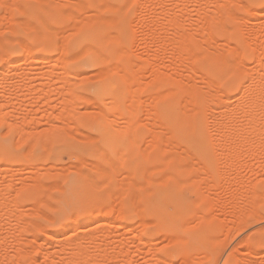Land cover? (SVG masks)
<instances>
[{
    "label": "rangeland",
    "instance_id": "obj_1",
    "mask_svg": "<svg viewBox=\"0 0 264 264\" xmlns=\"http://www.w3.org/2000/svg\"><path fill=\"white\" fill-rule=\"evenodd\" d=\"M61 1H64L65 3L61 2ZM67 1H69L71 3H72V1H77V3H78L80 0H71V1L70 0H7V1L6 0L5 1L0 0V39H1L0 42H1V45H4V51H2L3 47L2 46H1L2 48L0 47V73H2L1 74L2 76H0V264H46V263H48V264H58V263L61 264V262H63L64 264H69V263L70 264H80V262L82 261L81 258H83L84 261L86 259L85 262L82 261V264H89L91 261H93V262L95 261L94 264H96V263L97 264H182L181 259L183 256H184V258H186V260H189V262L191 264H214V263L215 264H218V263L219 264L220 263L221 264H251V262L253 264H264V197H263L264 194H262V192L264 193V161H263L264 160V132H263L264 128H262V127H264V118L261 119L260 115L257 114V113H262V116H263V114H264V111H263L264 108L263 107L264 106L262 105L263 106L262 107V106L258 105V106H260V108L255 107V111H258L257 113L256 112L255 113L257 115H259L258 119L260 118L258 120V121H260L259 124L261 122H263V124L262 123H261V125L257 124L258 127H257V125L254 126V128L257 127L256 129L258 131L255 130L257 133L255 131H253L256 133V135H255V133H253L254 135L251 134L249 136L253 140L249 139L250 140L248 142L249 145H247L246 140L248 138L247 137L248 135L246 133H244V134H246L245 136L247 138L246 137L244 138L243 133L238 134V133H234L233 130L231 131V128L232 129L234 128V130H237V128L235 129V126L238 127L240 130L242 128L241 126L245 125L246 120L238 119L236 117V115H233L234 114L233 111H235V113H236V109H237L236 107L239 106L238 103H240L243 100L242 98L244 96H242L243 94H240V93H242L241 90H238L234 85L231 86L230 88H227L224 85L226 82L225 79L230 77V75L232 74L230 72H234L235 70H238V72H240L242 77L244 78L243 81L248 82V80L250 79V78L248 79V77H250V75L253 76L255 74V72L260 70V69L259 70H257V69L260 66H261L260 68H262L264 65V62H262L264 60L260 59V54H259L260 52L264 53V50H263L264 48H262L264 46V43H263V41H264L263 40L264 39V30H263L264 29V23H263L264 22V20H263L264 19V0H221V2H220V0H210V1L205 0V1H203L204 2V10H205V8H207L206 10L209 11V14L211 12L210 10H213L212 12H215V14H213V15L212 14L209 15V14H207L208 12L207 13L205 12L206 10L205 11L202 10L203 5L201 6L202 2H200V1H199L200 4H198V5H200V7H202L201 9H199V7L197 8L198 5H195L196 1L193 2L194 3L193 4L192 0H190L191 2H189L187 4L189 7L188 9H187V5H185L188 14H190V16H192V17H190L188 15L190 17V19H192V21H194L196 18L198 19L199 14L203 11L205 12V13L203 12V14H205L206 19H207V17L209 18L212 16L211 19L209 18V20H207L209 22V24L205 22L207 24V28L208 27L210 28V29L205 28V30L207 29L208 32L211 31L212 34H211V32H209V33L207 32L208 34L204 32V34H203V36L205 34L209 35V38L211 39V41H209L210 39L207 38V35L205 38V39H208L207 43L209 46H211L213 43L216 44L215 43L216 41H218V42L221 41V43L223 44V42L227 40L226 42L229 45L225 42H224V44L225 45L227 44L228 47L230 46V48H231V49H227L226 50L227 52L223 51V53H222V51L221 52H219V51L224 46V44H223V46H221L219 44L220 42L219 43L217 42L219 45H217V44L216 45L220 46L221 48H219V47L215 48L214 44L211 46L215 49V52L219 48L218 54H220V53L222 55L225 54V56L223 55V58H225V59H222L221 54H220V58L223 60V63L221 61L220 62H221L222 67L224 66L223 64L225 62V68L227 70L226 71L227 75L223 76V75H220L217 71H213L214 69L212 70V67H211V61H212L211 57L216 55L217 53H214V49H212V51H211L210 50L211 47H209V48L204 47L203 48L202 45H204L205 43L201 44L202 48L200 47V44H199L204 40V37H201V34L203 33L202 30L205 27L204 25H206V24H204V21H206V19L202 15L204 20H203V18H200V19L203 21L204 25L201 23L202 21H200V23L204 27H202V25H200V27H199V25H198L199 28L197 30H199L202 27L201 28L202 30L199 31L201 33H199V32L195 33L193 35V38H192V44L195 43L193 53L195 52L194 53L195 55H197L198 53H201V56L200 57L198 56V58H201V57L202 58L196 59L197 56H195V60L192 58L191 59L192 63L189 62V64L190 65L192 64L191 66L194 67V69H197V70H195L197 72H195L194 74L193 73L190 74V71L187 70V73L190 74V78H192V79H193L192 75H194V77H197L195 75L204 74L203 76H205V77H203V76L201 77L199 75L198 76L199 78H197L198 81L201 78H203V79L207 78L206 82H203V80H202V82L204 84H207V81L208 82H211V81L214 82L217 80L218 83L216 82L217 84L215 87H217V85H218V89L216 88L218 91L215 89L217 92H215V91L214 92L217 95L219 93L222 94L221 92H224L223 95H220L221 97L218 95L217 96L218 98L223 97L222 99H224V97L226 95L227 96L225 97V99H229L228 97H231L229 99V101L231 100L229 103L233 106L230 107V109L231 108L232 109L230 110V112L228 111V114L233 113L232 114L233 116L230 115L231 117H229V115L227 114L228 117H226V116H224V114H220L224 111V110L222 111L221 109H224V108H223L222 104H221V106H218L220 103L218 98H215V99L213 98V100L218 99V101H219V102L217 101L218 103L217 102L215 103V101L212 102V98L207 99L208 96H202L201 101H200V99H193V105L192 104L191 105L194 107L195 110H193V112L191 113V112H189L190 109H188V112L191 114V116H192V114L194 117L200 116L201 119L203 120V125L206 127V129L208 131V134H205V135H189V136H187V138H189L187 142H189V144H191L193 146V148L191 145L189 147H185L186 145L188 146V144L186 142H183V139L186 138L184 135H177V137L175 136L174 138L171 139L170 137L167 138L168 136H170L168 131H165L164 133L162 131H159V132L155 131V128H157V126H159V128H161L162 125H163V128H162L163 130H165V129L167 130V128L170 129L169 124L165 123L163 120H161V122L163 124H161L158 121L159 116H161V113H160L161 105L164 102H167L169 96L173 95V94L169 93V91H170L169 86L170 85L165 83V82H167V79H169L171 82L174 81V79H175L178 87H180L179 86L180 84H185L184 80H185V82L189 81V80H186V78L185 79L183 78L184 80L180 79L183 77L184 73L186 74V69L184 70L185 66L183 65L184 66V68H183L182 65H179L181 63H179V64L176 63L177 59H175L176 62L174 61V59H172V57H174V55L176 57V53L175 54L169 53L171 50L170 49L171 47L169 48V46H171V44L169 42H166L167 39H165L166 38L165 35L168 34V36H169V32H170V30L167 29V26L165 24L166 19H168L169 17L168 18H166V17L180 13L179 8L177 9V7L173 6L175 2L173 3V1H172L173 4L171 3L172 4L171 7L169 9L164 10L165 11L164 13L166 14V16H165V14H163L161 10L160 11L162 14L161 13L159 14V12L157 11L156 7H157L158 3L156 0H142V1L141 0H121V3H122L121 5L124 9V10L121 9V10H123L122 12L119 10L121 13H119L118 9H116V8H113L111 6H106L105 2L107 4L110 2L109 4H111L112 0H109V1L104 0V2L102 0H83L84 2H86V5L84 4V6L82 5V8L80 7V9H82V10H79V7H78L79 5H81V3L77 4L74 2L76 4V6H75V4L73 5V3L71 4L72 5L71 6L70 3ZM122 1H124V2H122ZM176 1H179V0H176ZM228 1H230V2L228 3ZM84 2H82V3H84ZM101 2H103V5ZM215 2L218 4L216 5ZM225 2H227L228 5ZM179 3L181 5L180 1H179ZM179 3H177V4H179ZM97 4L99 6L105 5L106 7L103 8L101 6L102 8H100L99 6H97ZM152 4H153V6H152ZM177 4L175 6L180 7V5H177ZM4 6H5V8H4ZM43 6H45L46 8ZM227 7L230 9V12L227 9ZM43 8H45V9H43ZM96 8H98V9H96ZM212 8H214V9H212ZM248 8H250V9H248ZM69 9H70V11H72L73 13H75L77 15L76 16L74 14V18H72L74 21L76 20V22H78V20H77L78 18L76 19L75 17H80V15H81V17L84 16L82 18V20L84 18H86V20H87L88 16L86 17L85 15H88L89 14L88 11H90V10H91L90 13L92 16H93L92 11L93 12L96 11V14L95 13L94 14L98 17V13H99V16H102L101 19L103 17L106 18V16L109 17L111 15H112V17L113 16L114 17L119 16V18H118V21L115 23L114 22L108 23V22H105L103 20L105 18H103L102 19L103 21H102L101 19L98 20V18L96 19L93 17V20H92L91 17L89 16L91 21H89V20H87V21L83 20L82 21L81 20L82 21V22H80L81 24L78 23V25L77 24L75 25V29H76V26H77V29L74 31V29L71 30V27H70V29H67V26L69 27V25L72 24L71 26L73 27L75 24V22L73 24L72 19L70 18V17H73V16H70V15H73V13L70 14V11H68ZM159 9L160 8L158 5V10ZM181 9H183V8H181ZM65 10H66V12L68 11L70 15L67 13L66 15L64 14V16H63L62 13H65ZM97 10H98V13H97ZM166 10L169 12H166ZM200 10H202V11H200ZM253 10H254V12H253ZM256 10H257V13H255ZM260 10L262 11V14L260 13L261 12ZM155 11L157 13H155ZM217 11H218V13H217ZM114 12H117V13H114ZM231 13H234V15H231ZM169 14H171V15H169ZM228 14L231 16L228 17ZM255 14H257V15H255ZM67 15H69V16H67ZM158 15L160 16L159 18H158ZM163 15L165 18H162ZM206 15H208V16H206ZM217 15H221L223 17V19L221 17L220 18L222 20L219 19V21L214 19L213 16L214 17L216 16L217 19L219 18V17H217ZM258 15L259 16L261 15V17L259 18ZM193 16H194V20H193ZM195 16H196V18H195ZM40 17L43 18L47 22L48 27H44L43 24H45L46 22L45 23L42 22L43 19L41 20ZM252 18H253V20H252ZM255 18H257V19H255ZM197 19L194 22H197ZM119 20H120V22H119ZM232 20H234V21H232ZM258 20L260 23H257ZM24 21H25V24H27L26 26H28V24L30 23L29 27H27V28L25 27L26 29H24V25H25V24L23 25ZM26 21L28 23H26ZM213 21H215V22H213ZM220 21H222L226 25V27L224 28L225 30L222 29V31H221V27L223 28L224 26H222L223 23L220 24L221 23ZM240 22L243 26L240 25ZM21 23H22V26H21ZM198 23H199V21H198ZM256 23L259 25H257ZM261 23H263V24H261ZM47 24H46V26H47ZM101 25L105 29L106 32L108 31L107 34L110 33L111 35H115V34L119 35L116 37L117 41H115V43H116L115 48H116L117 52H119L120 50L122 51V49H123L122 52L124 53L127 51V53L123 54L122 52L121 53L119 52L118 53L119 55H117V52H116L111 57H109V60H106L105 62H100L97 66L89 67L86 69H81L78 66V58L76 56L74 57V54H76L78 51H75V49H77L76 47L75 48H74V46L72 47V41L81 32H83L87 27L95 28V27H98ZM218 25L219 26L221 25V26L218 27ZM17 26H18V28H17ZM191 26L193 28L194 25H191ZM240 26H242V27H240ZM248 26H250V27H248ZM257 26H258V28H257ZM190 27L187 29H191ZM212 27H213V29H212ZM47 28L50 30H48ZM240 28H241V30L239 31ZM250 28H252V29H250ZM42 29H44V30H42ZM45 29H47V30H45ZM66 29L68 32L66 31ZM166 29L169 31V32L167 31L168 33H166V31H165ZM248 29L253 30L252 31L253 33L251 32L253 35H254V32H256V30H257L256 33H259V35L261 33L260 36L255 34V36L257 38H259L260 41L257 38H256L257 41H255V36H252V34L249 33ZM115 30H117V31H115ZM242 30L245 34L242 32ZM37 32H39V34H37ZM191 32H193V31H191ZM113 33H115V34H113ZM66 34H67V36H65ZM196 34L198 35V37L200 39L203 38V39H201L202 40L201 42H200V39L198 37H196L197 36ZM39 35H41V37H39ZM62 35H63V37H62ZM158 35H159V37H158ZM211 35L214 37V39L216 38L218 40L215 39V41H214L213 37H211ZM7 38H9V39L7 40ZM10 38H11V40H10ZM44 38L47 39L46 42L44 41ZM63 38H64V41H61V40H63ZM117 38H121V40H119ZM238 38H239V40H238ZM247 38L250 40H252V39L253 40L250 41V40H247ZM159 39L162 41L164 40V43L168 44L166 46V49L168 47V50L162 48V50H163V52H162L161 47H165V45ZM194 39L196 40L195 42H194ZM242 40H243V42H242ZM10 41H12V42H10ZM204 41L206 42V40H204ZM212 41H213V43H212ZM59 42L63 43L64 45L60 44ZM158 42L161 43L160 45H162V44L163 45L161 47H160V45L158 46ZM251 42H252V45H255V43H256L255 46L259 45V43H260L261 46L260 45L259 46H260V48H262V50L260 51V49H258L259 46H257L258 48L254 50V48H256V47L251 46L250 45ZM58 43L62 46H65V48L63 47L64 52L62 51V53H60L62 48L60 47L61 48L60 49L58 47V45H59ZM242 43H244V44H242ZM232 44H234L235 47L237 45L238 47H236V48H238V49L237 50L233 49L234 45H232ZM21 45L22 46L23 45L28 46V48L26 47L27 52L29 51L28 49H30V51H29L30 54L28 56H27L28 53L25 51L26 48H24V46L22 47ZM120 47H122V48L120 49ZM228 47L226 46V48H228ZM224 48L225 47H223V50H224ZM124 49H125V51H124ZM158 49H159V51H158ZM207 50H209V51H207ZM164 51H167L166 54H164ZM149 52H150V54H149ZM203 52H205V53L203 54ZM256 52L258 54H256ZM1 53L2 54L4 53L3 54L4 56ZM7 53L12 55V56L9 57V55ZM237 53H238V55H240V57L238 56V58L242 59V61H239V64H241V62H243L242 65H240V66H239V64L234 66L237 60L235 58H233V56ZM5 54H7L6 57H5ZM60 54L63 56H61ZM148 55H149V57H148ZM208 55H210V56H208ZM71 56H73L72 57L73 59L71 58ZM136 56H137V58H136ZM169 56L170 57L172 56V57L170 58ZM216 56H219V55H216ZM33 57H35V58H33ZM45 57H49L51 59V61H56L57 58L58 59L60 58L59 61L57 60L58 62L56 61L54 63H57V64L59 63V65L61 63H62V65L64 64L63 68L65 71H63L62 67H61L62 71H58L57 75H56V72L51 71L53 69H51V67H49V65L46 66L45 62L43 64L42 61H40L41 59L44 60ZM61 57H63L64 60L65 59H67V60L64 61V60H62ZM32 58L34 60L39 59V60H35L38 62V64L34 61L32 62V60H33ZM256 58L259 59L258 61L262 60L261 62H258L259 64L261 63L262 65H260L257 69L255 68L256 65H258ZM262 58H264V55ZM21 59H23V60H21ZM131 59H132V61H131ZM207 59L211 60V61H208ZM227 59H228V62L234 61V59H235V61H234L235 63L232 64V62H230V64H229L228 62H226ZM28 60H30L31 62ZM165 60H167V61H165ZM61 61H64V62H61ZM170 61L171 62L173 61L174 65L177 64L179 66L176 65L174 67V65L172 63H170ZM113 62H116L117 64H121L123 66L122 68H120V66H116V67H119L120 70L124 69V76L127 78L130 77L131 78L130 81H131V83H133V84H131L130 87L131 88L133 87V89H135L134 90L135 92L138 91V93H136V95H137L136 98H138L139 100L138 101L135 100L138 102L137 104H135V105H137V108H135V110H133L134 109L133 106H135V105L134 104H133V106H132V104L130 105L133 108L132 109L133 111L130 110L131 114H132V112H135V113H134V115H131L129 113L132 116L131 118H132L133 122H135L134 120H138V121L140 120L139 123L138 122L135 123L138 126H134V127L132 126L133 130H134L133 132H136V136H137V137H135L136 138L135 141L138 139L137 140L138 142H137V144L134 143V145H136V146L133 147L134 152H131V154H130V151H127V150L121 151V150L117 149L114 152H106V151L98 150L97 146H95L96 145L95 142L98 143L97 133H95V131L91 130V128H90L91 123L94 119V115H96V116L98 115L95 112L96 111L99 112L97 109V107H98V103L96 102L97 100L94 98L92 92L90 91V88H91L92 84L100 81L108 73L107 71H105L106 74L104 75V73L102 74L100 72H102V71L104 72L106 65L111 68L112 66H110V65ZM132 62H135V64L134 63L132 64ZM254 62H255V64H254ZM116 63H114V64L116 65ZM161 63H163V64H161ZM41 64H42V66H41ZM47 64H49V62ZM131 64L134 66L133 68H132ZM156 64H157V66H156ZM169 64H172V68H175L176 70H178L179 68L180 69L183 68V71L181 70L182 72H180L181 74L183 73L182 76H180L181 74L180 75L178 74L180 69L178 70V72L175 71V69H174V71L176 72V74H175L174 71L171 70L172 68H170L171 65H169ZM227 64H229L231 66H227ZM243 64L245 66L247 65V69H248L247 71H249V68H251V69L255 68L256 70L252 71L250 69L251 74L250 73L248 74V72L245 71V67L240 68L241 66H244ZM14 65L16 67H14ZM36 65H39L40 67L36 66ZM154 65H155V68H154ZM103 66H104V69L102 68L103 70L99 71V74H101L102 76H99L97 73L98 68L99 67L101 68ZM150 66H151V68H150ZM158 66L161 67L160 72L158 70V68H160V67H158ZM237 66H239V67H237ZM253 66H255V67H253ZM32 67H35L36 69L33 70ZM109 67L107 69H109ZM116 67H114V68L116 69ZM156 67H158V68H156ZM12 68H15V69L18 68V69L15 70ZM27 68H29V69H27ZM30 68H32V69H30ZM48 68L50 70H48ZM134 68H135L136 74L133 73ZM23 69H25V70H23ZM113 69H111L112 71L108 70L110 72L108 75H111L114 77H121V75H123V74L119 73V72H121L119 69H117L119 71L113 70ZM155 69H157L158 71H154ZM30 70H33V71L31 72ZM43 70L44 71L47 70L46 72H47V74L50 75V79L46 76L47 75L46 72H45L46 75H42ZM99 70H101V69H99ZM261 70L263 71V69H261ZM37 71H39V72H37ZM41 71H42V73H41ZM67 71L71 74L73 72L75 74L77 73L76 76H78V78L72 77V76H74V74L73 75L69 74L70 76L67 75L68 74ZM168 71L170 73H166ZM171 71H173V73ZM3 72H6L5 75H3L4 74ZM24 72L25 73L27 72L29 75L27 73L25 74ZM51 72L55 73V74H52ZM63 72L64 73L66 72V73L63 74ZM125 72H126V74H125ZM164 72H165V74H163ZM259 72L256 73V76L255 75L254 76L258 78L259 76H257V75L261 74V71H259ZM30 73H31V75H30ZM39 73L41 74V76H44V77H41L40 75H38ZM134 74L136 76H138L137 79H139V80H137V81L135 80L136 78H135ZM173 74H175V75H173ZM189 74H187L186 77H188ZM52 75H56L55 78H53ZM170 75L172 77L174 76V78H172ZM217 75H218V77H217ZM5 76H7V77H5ZM159 76L162 77V79L166 80V81L163 82V81H161V79L158 80ZM178 76L180 77L179 79H178ZM3 77H5L7 80L5 78L4 79L6 81L3 80ZM51 77L53 78V81H52ZM65 77H67L66 81L69 80L70 77L72 78L71 81H68V83L71 82L70 84H72V82H73V85H70V90L72 92L69 90L68 83L67 84L62 83V82H64ZM154 77H156L155 80H154ZM27 78H28V81H27ZM46 78H48V79H46ZM79 78H81V79H79ZM210 78H211V81H209ZM215 78H217V79H215ZM60 79H62V81ZM22 80H24L25 83H24V81L19 83V81H22ZM47 80H50L52 82L49 83V81H48V83H47ZM179 80H181L180 83H179ZM193 80H196V78H194ZM193 80H191V81H193ZM16 81H17V83H16ZM74 81H76V83ZM77 81H79L78 84H77ZM182 81H183V83H182ZM2 82L5 83V84L3 83V87H1ZM10 82H12L11 84H14V85H11ZM200 82H199V84H200ZM188 83L189 82H187V85H189ZM192 83L190 85H193V86L195 85V87L199 86L197 81L195 82V84L194 83L192 84ZM44 84L47 86L49 84H51V85L46 87V86H44ZM4 85H6V86L4 87ZM134 85H135V87H134ZM20 87H22V88H20ZM49 87L52 89V90H50L51 93H49V89H50ZM204 87H205V85H203V88ZM128 88H129V85L126 89H128ZM203 88H202V84H201V87H199V91H203L204 90ZM220 88H221V92L219 91ZM206 89L208 90L207 85H206L205 91H206ZM254 90H253V92L256 93L257 89L255 91ZM161 91H167L166 92L167 94L164 92H161ZM239 91H240V93H239ZM135 92L130 93V90L129 91L126 90V95H127V93H128V95H127V98H126L124 104H122L123 110L127 109L126 107H127L128 102L126 103V101H128V100L130 101V99H128V96L131 97V95H133ZM159 92H160V94L163 93L162 96L161 95L159 96V94H158ZM156 93L158 96V98H157L158 100L155 99L156 100L155 101L153 99L155 97L152 98V96H156L155 95ZM207 93H208L207 91H206V93L204 92V95ZM210 93H213V92L209 91V94ZM215 93H213V94H215ZM224 94H225V96H224ZM173 96H174L175 102L177 104H179L180 107H181V105L182 106L185 105V108L187 109L186 106L190 105L189 102H187L189 105L186 104V99L188 101L191 98L185 99V93L184 92H178L176 95H173ZM50 97H51V99H50ZM205 97L207 100H210L211 103H213V104L215 103L214 105H212V104H209V105H210V107L216 106L215 107L216 109L213 108L214 110H212V108L206 107L208 105V103H210V101L204 100ZM210 97L211 96L209 95L208 98H210ZM64 98H65V100H64ZM66 98L68 100L71 99L69 101L67 100L68 104H65V103H67ZM86 99H87V101H84ZM203 101H205V103ZM262 101H264V99ZM262 101H261V104H264V102H262ZM130 102L134 103V101L132 102V99ZM145 103H147L149 105L147 106ZM152 103H154V104L151 105ZM191 103H192V101H191ZM259 104H260V102H259ZM65 105L70 106L69 108L67 107L68 110L67 109L64 110V108H66ZM204 105H206V106H204ZM231 105H229V106H231ZM149 106L153 109L151 110L149 108ZM217 107H220V108H218L219 110H221L220 112H217ZM233 107H235L236 109L234 108L235 109L234 110ZM148 108H149V110H148ZM181 108H184V106ZM261 108H263V109H261ZM205 109H209L208 110V111H210L209 113H214V111L215 110L216 111L214 114H209L208 111H206ZM256 109H258V110H256ZM259 109H261L262 111H260ZM66 110L68 112H66ZM211 110L213 112H211ZM63 111H64V113H63ZM69 111H70V113H69ZM148 111L149 112L154 111V115L156 116L155 117L156 121H158L157 123H159V124L156 123L155 118L152 114L153 112H151V114H150ZM191 111H192V109H191ZM126 112H127V110L124 113H122L123 116L122 115L120 116L123 118H117L119 120L116 119V121L114 122L115 125L117 124V121H119V123L121 121H123V119L126 121V119H125V117L127 118ZM194 114H196V115H194ZM83 115L85 117H83ZM79 116L81 117V119ZM117 116H119V115H117ZM153 118H154V120H153ZM157 118H158V120H157ZM120 119H122V120H120ZM211 120H212V122H211ZM261 120H263V121H261ZM152 122L157 124V125L155 124L156 126L154 128L155 133L156 132L159 133V134H157V133L155 134L156 139L154 140L155 142L153 141L154 143L149 142V140H148V139H150L149 137H151V135L149 136V134L152 133L150 129H153L152 125L154 123H152ZM220 122L221 123L224 122L225 126H224L223 131L221 130L219 132L215 129L217 127L216 124L220 123ZM255 122H257V120ZM122 123L124 126L125 125L124 123H126V122H122ZM58 124H60V125L57 127ZM132 124L135 125L134 123H132ZM139 124H141V125H139ZM160 124H161V126H160ZM65 125H66V128H63V127H65ZM112 125H114V124H112ZM119 125H120V127H122L121 124H119ZM164 125H165V127H164ZM114 126H112V127H114ZM18 127H19V129H18ZM23 128H24V130H22ZM114 128H116V127H114ZM37 130L38 131L40 130V131L37 132ZM41 130H44V131H42V133H41ZM15 131H17L18 134L15 133ZM22 131H23V133H22ZM154 131H153V134H154ZM227 132H233V133L229 134ZM260 133L263 134L262 137H261ZM164 134L165 135L168 134V136H163ZM224 134H225V136H227V137L229 136V137L228 138L225 137ZM235 134L241 135L240 139L238 138L239 136H236ZM48 135L49 136L52 135V136L49 137ZM44 136H46V137L44 138ZM54 136L55 137L59 136L58 138H60V139H58L57 137H56L57 138L56 139ZM183 136H184V138H183ZM22 137L24 138L23 140H22ZM48 137H49V139H48ZM147 137H148V139H147ZM163 137H166V138L163 140ZM201 137H202L203 141H200ZM89 138H91V139H89ZM180 138H181V141H179ZM223 138L225 140L222 142L221 145H219L221 147H219L217 143H220L221 139H223ZM242 138H243V140H242ZM30 139H32V141H30ZM153 139L154 138L152 136L151 140H153ZM19 140L21 142H19ZM72 140H76V141H72ZM165 140H168V143L165 142ZM171 140L174 142V144L172 142V145H173L172 147H173V151L175 152L174 154H176V157H177V159L175 158V161L179 165L178 168L175 167V166H178L177 164H175L176 162H174L175 166H173L172 162L169 159L172 157V155H174L172 153L173 151H171L172 149L171 148H170L171 150L168 149L169 145L171 144ZM177 140H178V142H177ZM53 141H55V142H53ZM256 141H258V142H256ZM182 142L186 143V145L184 144V146H183ZM144 143H145V145H144ZM147 143L148 144L152 143L153 145L149 144L150 146L152 145V147L150 148L148 145V148H149L148 149ZM198 143L199 144L202 143V144L199 145ZM42 144H44V145H42ZM161 145L163 146V149H162ZM164 145H165V149L167 147L168 150L164 149ZM216 145H217V147H216ZM138 146H140V147L138 148ZM141 146L145 147L148 151L144 150V149L140 150ZM197 146H199V147L201 146V150L199 148H197ZM156 148H158V149H156ZM187 148H188V150H186ZM196 148H197V151H196ZM142 150L145 151V155L142 152ZM199 150L201 151L200 152L201 155L198 152ZM219 151H220V153H219ZM169 153H172V155H170ZM196 153H197V156H196ZM140 154H142L148 158V161L145 163V165L143 167L142 173L134 172L132 169H130V167H129L130 163H128L130 161L129 156H130V158L133 157L134 162H137L138 156ZM220 154H222V155H220ZM190 155L193 157L195 156V157L191 158V157H189ZM206 155H207V157H206ZM217 155H219L218 158H217ZM154 156L159 158L158 162L155 161ZM227 157H228V160H230L229 162L231 164L229 162H227L228 161ZM233 157L235 160L233 159ZM189 159H190V162H193L192 160H195L196 164L197 165L199 164L200 167H195V166H197L196 164H193L194 167L191 166L192 163L188 162ZM205 159L211 160L209 165H206ZM236 159L239 161V163ZM232 160L234 163L232 162ZM224 161H226L227 163ZM236 163H237V165H235ZM187 164L190 165L191 168L186 169L185 167L187 166ZM221 164H223V165H221ZM226 164H230L231 166L230 165L228 166ZM201 165L203 167H205V169H207V171L203 167H201ZM99 166L104 167L105 172H102L103 171L102 167L100 168V170H101L100 171L98 169ZM154 166L157 168H155ZM159 166H161V167H159ZM146 169H147V171L148 170L150 171V173L148 171V174H150L149 177L152 176L151 177L152 180H148L147 183H146V180L144 181V178H145L144 174L146 173ZM227 169L230 171H228ZM234 169H236V170H234ZM77 170L79 172H77ZM202 170H204V171H202ZM205 171H206V173H204L205 177H206V174L208 175V173L210 175L209 180H208V176H207L206 180L204 179L205 177L204 178L201 177L203 172H205ZM165 172L168 173L169 175L167 174L166 180H164V181L162 180V182H160L161 181L160 178L162 176L164 177L163 174ZM131 173H132V175H130ZM200 173H202V174H200ZM173 174H174V176H173ZM197 174H199V175H197ZM91 175L94 178V183L89 181V179L92 178ZM128 175H130L133 178V182H132V180H130L132 178H130L128 181ZM195 175H197L201 178L199 179ZM73 177H79V178L83 177L81 179V182L79 183L80 188L78 189V192L76 193L77 196L80 198V200L78 202H76L73 199L71 201V203L68 204L66 201H64V198L67 199L69 196V183ZM163 177H162V179H165V177L164 178ZM93 178L91 180H93ZM158 178H159V181L156 182L157 180L155 181V179H158ZM210 178L212 179L211 181H210ZM127 181H128V183H127ZM134 181H136L135 183L140 182L139 186L137 184H136L137 186H135ZM191 181H193V182H191ZM206 181H209V182H206ZM236 182L238 184H236ZM242 182L245 183L244 186H243ZM246 182L248 185L246 184ZM208 183L213 185V188L210 187L209 185H207ZM249 183L251 184L250 186H249ZM142 184L147 188H149V187L152 188V187H155L158 185H161V186H164V185H171V186L174 185L175 186L176 185L178 191L181 189L180 191H182V194L186 198L184 197V199H183L182 209L180 208L179 210H177V213L175 212V215L178 219L179 225L182 226L184 223H186V225L184 224V226H183V227H185L184 229H182V227L179 228L180 227L179 225L177 228H166L164 226L165 225L164 215L150 210L149 205H148V200L146 199V193L147 192H145L146 189L144 188V186ZM227 184H229V185H227ZM91 185H94V186L91 187ZM253 185L255 188L252 187ZM204 186H205V188H204ZM206 186H209V187H206ZM248 187H250L251 190H249ZM208 188H210V189H208ZM220 188H221V190H220ZM207 189L209 191L211 190L213 192V194L207 192ZM255 190H256V192H255ZM186 191H188V192H186ZM133 192L134 193L137 192L140 194V195L138 194V196H139L138 198L135 197L136 199H138L137 203H139V205L141 206L140 208H138L137 205L134 204L136 201H133L134 199L132 198V194H133V197L135 195ZM230 192L231 193L233 192L234 194L230 195L231 194ZM242 193H243V196H241ZM246 193H247V195H253V197L254 196L256 197L258 194L259 197L257 196V199H259V201H257V199L255 197H254L255 198V200H254V198L252 199V197L249 196L252 199L251 200V199H249V197H247V195H246V198H244V195ZM251 193H253V194H251ZM255 193H256V195H254ZM261 194L263 196H261ZM211 195H213V198L216 197L215 198L216 200L215 199L210 200ZM237 195H238V203H237ZM239 196H241L243 199H246V200H241L242 199L241 197H240L241 199H239ZM228 197L229 198L231 197V199H229ZM261 197H263V199ZM57 198H58V200H57ZM93 198H95L96 202L93 200ZM197 198H199L200 200H198ZM217 198H219V199L217 200ZM227 198L229 200H227ZM195 199H197L198 201ZM208 199L210 200V202ZM62 200H63V202H61ZM213 200H215L218 203H214L215 201H213ZM239 200H241V201L239 202ZM194 201L196 203H194ZM249 203H250V205L252 204V209H251V206L249 205ZM100 204H101V206H99ZM60 205H65L66 207H68L67 211H69V212L67 214H65V216H63V217L59 216V214L57 213ZM214 205H215V207H213ZM245 205H247V206H245ZM103 206L107 209V213L105 212L106 209H105V211H103L106 214L105 217L102 216L103 215L102 211L100 212L101 209L104 210ZM230 206H232V207H230ZM99 207H101V208H99ZM248 207H250V208H248ZM186 209H188V210H186ZM189 209H191V210H189ZM223 209L225 212L223 211ZM252 210H254V211H252ZM250 211H252V212H250ZM197 213H199V214H197ZM210 213L213 215H212L211 219H209V217H210L209 216L208 217L209 220H208L205 216L210 215ZM233 213H234V215H233ZM237 213L239 214V216ZM198 215L199 216L201 215L200 216L201 220L197 218ZM216 216H217V218H216ZM195 218L198 219L199 221L196 222ZM235 218H236V220H235ZM243 218L245 219L244 223H242L244 221ZM188 219H191L190 220V224H191L190 226L187 225V223L189 222ZM187 220H188V222H187ZM222 222H224L225 226L223 225ZM194 223L195 224L198 223V225L197 224L195 225ZM244 224H245V226H244ZM249 224H250V226H249ZM218 225H219V227H218ZM235 225H236V228H235ZM237 225H238V227H237ZM66 226H73L76 228V230L73 228H70V230H69L68 228H66ZM246 226H247V228H246ZM142 227H144V228H142ZM79 228L85 229V231L80 230ZM71 229H73V231ZM88 233L90 234V236L88 235ZM85 234H86V236L87 235L88 236L86 237ZM112 234H114V235H112ZM136 234H137V236H136ZM198 234L204 235L205 236V242L207 244L210 243L208 245H209V247H211L210 252L212 254L209 252L211 255L208 254L209 256H207L205 259H204V257L206 256L208 250H206L205 247H201V245H203V244H200V247L197 246V248L193 249V250H191L186 244L185 237L194 236V235H198ZM82 235H84L86 238L85 237L81 238ZM91 235L92 236L94 235L93 236L94 238H91ZM176 235H179L181 240L179 239V237H176ZM210 235H211V237H210ZM138 236H140V237H138ZM173 236H175V238H173ZM89 237H90V239H92V240L94 239V240L91 241L89 239ZM169 238L171 241L170 240L168 241ZM244 238H245V242L243 241ZM77 239L78 240L81 239L80 241L85 243V247H84L83 243H82V246L79 247L80 245L78 244L79 241L77 242ZM71 240L74 241L73 244H72L73 241H71ZM75 240H76V242H75ZM109 240L110 241L113 240V241L109 242ZM222 240H225L226 242L222 241ZM81 242H79V243L81 244ZM75 243H76V245H75ZM92 243H93V246L90 248L89 246ZM228 243H229V245H228ZM247 243L251 246H248ZM86 244H87V246H86ZM170 245H172V246H170ZM180 246H181V248H180ZM245 246H248V248L250 247L254 251L253 250L247 251L248 249H247V247L245 248ZM76 248L77 249L82 248V249L77 250ZM83 248L85 250H87V249L88 250L84 251ZM92 248H93V250H92ZM96 248L98 250L102 249V252H100L101 250H99L100 253L98 254L96 252V251H98V250H96ZM220 248H221V250H220ZM215 249L218 250L217 254H215V252H216ZM182 250H183V253H182ZM75 251H76V253H74ZM78 251H80V253H82V254L88 253V255L90 254L89 255L90 257L87 255L86 256L87 258H86L84 255L82 256ZM115 251L117 252V255H119V256H117V258H116V255H114ZM246 251L248 254H250V256L249 255L246 256L247 255V253H245ZM252 251L255 253H253ZM78 253H79V256H77V258H75V260L78 259V261L76 260L77 262L76 261L74 262L73 261L74 257L76 255H78ZM220 253H222L223 255L225 254V255L224 256L220 255ZM242 253H243V255H245V259L250 257V258H248L249 260L243 259L244 256L242 255ZM195 254L198 257L192 256ZM228 254H229V257H228ZM252 254H254V255H252ZM188 255H190L191 258L193 257V259H197V260H193L191 258L186 257ZM203 255H204V257H202L203 259H201V256H203ZM237 255L239 258L237 257ZM53 256H55V257H53ZM99 256H101L103 258H101ZM199 256H200V258H199ZM211 256L213 259H211ZM69 257L72 258L71 261H70ZM79 257H81V258L79 259ZM97 257H99V258H97ZM218 257H219V259H218ZM252 257H253V259H252ZM57 258H59V259H57ZM90 258L95 259V260H92V259L90 260ZM226 258L228 260L225 263ZM50 259H52V260H50ZM97 259H99V260H97ZM250 259L252 261H250ZM55 260H57L58 262L57 261L55 262ZM101 260H103V262L105 260V263H103ZM191 260H193V261L191 262ZM199 260H201V261H199ZM216 260L218 261V263H216L217 262ZM258 260H259V263H258ZM98 262H100V263H98ZM189 262L187 261V264H189ZM90 264H93V263L91 262Z\"/></svg>",
    "mask_w": 264,
    "mask_h": 264
},
{
    "label": "bare ground",
    "instance_id": "obj_2",
    "mask_svg": "<svg viewBox=\"0 0 264 264\" xmlns=\"http://www.w3.org/2000/svg\"><path fill=\"white\" fill-rule=\"evenodd\" d=\"M5 1V0H4ZM7 1V0H6ZM71 1V0H70ZM103 2H104V0H102ZM109 1V0H108ZM142 1V0H141ZM157 1V11L159 12V14L161 13V11H162V13L163 14H165L164 12V10L165 9H169L170 7H171V5L174 3V7H177V9L179 8V11H180V13H177V14H174V15H171V14H169V15H171V16H167L166 18H168V19H166V22H165V24H166V26H167V29L168 30H170V32L166 29L165 31H166V33H168L169 32V36H168V34L167 35H165L166 36V38L165 39H167V41L166 42H169L170 44H171V46H169V48L172 50H170V52L169 53H173V54H175L176 53V57H175V55H174V57H172V59H174V61H175V59H177L175 62L177 63V64H179V63H181V64H179V65H182V67L184 68V66H185V68H184V70L186 69V74L184 73V75H183V77L182 78H180L179 76H178V79L180 78V79H182V80H184L185 78H186V80H189V81H187V82H189L188 84L190 85L192 82L195 84V82L197 81L198 82V87L196 86L195 87V85L193 86V85H187V82H185V80H184V83L185 84H180L179 86L180 87H178L177 86V84H176V81H175V79H174V81H170L169 79H167V82H165L166 80H163L162 79V77H158V80L159 79H161V81H163V82H165V83H167L168 85H170L169 86V89H170V91H169V93L170 94H173V95H176L178 92H184L185 93V99L186 98H191V99H189L188 101H187V99H186V104L187 105H189V106H186L187 107V109L185 108V105H183L184 106V108H181V107H183L182 105H181V107L179 106V104H177L176 102H175V100H174V96L173 95H171V96H169L168 97V100H167V102H164L162 105H161V107H160V113H161V116H159V120H158V118H157V120L161 123V124H163L162 122H161V120H163L165 123H167V124H169V126H170V129L169 128H167V130L165 129V130H163L162 128H163V125L161 126V124H160V126H161V128H159V126H157V128H155V126L157 125V124H159V123H157L158 121H156V116L154 115V111H151V112H153L152 114H153V116H154V118H155V121H156V123H154V122H152V123H154L153 125H152V128L153 129H150L151 130V132L152 133H150L149 134V136L151 135V137H149L150 139H148V137H147V139L149 140V142H152V143H154L155 141V139H156V136H155V134L157 133H155V131H162L163 133L165 132V131H168L169 132V135L170 136H168V134H164L163 136H168L167 138H174L175 136L177 137V135H184L186 138H184V136H183V142H186L187 144H188V146L186 145V143H183V146H184V144L186 145L185 147H189L191 144H189V142H187L188 141V139L189 138H187V136H189V135H205V134H208V131H207V129H206V127L203 125V120L201 119V117L199 116V117H194L193 116V114H192V116H191V114L189 113V112H193V110H195L194 109V107L192 106L193 105V99H200V101L202 100L201 98H202V96H208L209 97V95L211 96L210 98H208L207 97V99H211L212 98V102L213 101H215V103L218 101V99H219V101H220V103H219V105L218 106H221V104L223 105V108L224 109H221L223 112L222 113H220V114H224V116H226V117H228V115H229V117H231L230 115H232L231 113L230 114H228V111L230 112V110L232 109H230V107H232L233 105H231L229 102L231 101H229V99L231 98V97H228L229 99H225V97L227 96H225V94H224V99H222V98H218L217 96L219 95H223V93L224 92H221V88H220V92L222 93V94H220L219 92V94L217 95L215 92H217L218 90V85H217V87H215L216 86V84L218 83L217 82V80L216 81H211V78H210V80L209 81H211V82H208L207 81V84H204L203 82H206V79L207 78H205V79H203V78H201V79H199V81L197 80V78H199L198 76L200 75H195V76H197V77H194V75H192V77H193V79L194 78H196V80H193L192 78H190V74H194L195 72H197V71H195V70H197V69H194V67H192L190 64H189V62L190 63H192L191 61V59L193 58L194 60H195V56H197L196 57V59L198 58V56L200 57L201 56V53H196L197 55H195L194 53H193V50H194V47H195V43L194 44H192V38H193V35L195 34V33H197V32H199V31H201L202 29V27H204V29L202 30V34H201V37H204V40H206V42L203 40H201V39H203V38H199L198 37V35L196 36V37H198L199 39H200V42L201 43H199L200 44V47H201V44H204V45H202V47L204 48H209V47H211L214 43H213V41H212V45L211 46H209L208 45V43H207V41H208V39H205L206 38V35L209 33V32H211V31H209L208 32V30L207 29H210L209 27L207 28V24L206 23H208L209 24V22L207 21V20H209V18L211 19V17H207V19H206V17H205V14H203V12L207 9V8H205V10H204V2L203 1H205V0H192V3L193 2H195V5H198V4H200V2H202L201 3V6L203 5V8L202 7H200V5H198L197 6V8L199 7V9H201L202 8V10H204L203 12H197L198 14H199V16H198V19L196 18V16H195V18L197 19V22H194V21H196V19L194 20V16H193V20L194 21H192V19H190V17H192V16H190V14H188V12H187V9L189 8L188 7V3L189 2H191L190 0H179L180 2H181V5H180V3H179V1H174V0H156ZM172 1H173V3H172ZM200 1V2H199ZM210 1V0H209ZM61 2H64V1H61ZM67 2H69V1H67ZM66 2V3H67ZM77 3V1H72V3H73V5L75 4V3ZM82 2H84L83 0L81 1H79L78 3H81V5H77L78 7H79V10H82V9H80V7L82 8V5L84 6V4L86 5V2H84V3H82ZM103 2H101L102 3V5H103ZM122 2H124V1H122ZM148 2V1H147ZM220 2H221V0H220ZM230 1H228V3H229ZM232 2V1H231ZM235 2V1H234ZM6 3V2H5ZM55 3V2H54ZM65 3V2H64ZM70 3V5L72 4L71 2H69ZM77 3V4H78ZM110 3V2H109ZM107 4L106 2H105V4H106V6H111V7H113V8H116V9H118V11L120 10L121 12L124 10L123 9V7H122V3H121V0H112V3L111 4ZM143 3V2H142ZM152 3V2H151ZM150 3V4H151ZM172 3V4H171ZM177 3H179V4H177ZM214 3V2H213ZM223 3V2H222ZM226 4H227V2H225ZM58 4V3H57ZM68 4V3H67ZM147 4V3H146ZM180 5V7L179 6H175V5ZM191 4V3H190ZM194 4V3H193ZM192 4V5H193ZM215 4L217 5L218 3H216L215 2ZM9 5V4H8ZM101 5V6H102ZM143 5V4H142ZM158 5H159V10H158ZM185 5H187V9H186V7H185ZM194 5V6H195ZM207 5V4H206ZM210 5V4H209ZM212 5V4H211ZM214 5V4H213ZM228 5V4H227ZM72 6V5H71ZM75 6H76V4H75ZM97 6H99L98 4H97ZM99 6L100 8H104V7H106L105 5L104 6ZM125 6V5H124ZM152 6H153V4H152ZM172 6V7H173ZM246 6V5H245ZM2 7V6H1ZM43 7H45V6H43ZM110 7V8H111ZM128 7V6H127ZM168 7V8H167ZM173 7V8H174ZM210 7V6H209ZM225 7V6H224ZM250 7V6H249ZM4 8H5V6H4ZM46 8V7H45ZM45 8H43V9H45ZM109 8V7H108ZM181 8H183V9H181ZM246 8V7H245ZM50 9V8H49ZM67 9V8H66ZM96 9H98V8H96ZM112 9V8H111ZM121 9H123V10H121ZM126 9V8H125ZM154 9V8H153ZM152 9V10H153ZM192 9V8H191ZM190 9V10H191ZM196 9V8H195ZM194 9V10H195ZM212 9H214V8H212ZM227 9L229 10V12H230V9L227 7ZM248 9H250V8H248ZM255 9V8H254ZM161 10V11H160ZM202 10H200V11H202ZM209 10V9H208ZM219 10V9H218ZM62 11V10H61ZM68 11H70V9L68 10ZM66 12V10H65V13H62L63 14V16H64V14L66 15L67 13L69 14V12ZM91 11V10H90ZM90 11H88L89 12V14L88 15H85L86 17L88 16V18H87V20H89V21H91L90 20V17H91V19L93 20V17L94 18H98V20H100L101 19V17L102 16H99V13H98V10H97V13H98V17L95 15L96 14V11L95 12H93L92 11V13H93V16L91 15V13H90ZM105 11V10H104ZM119 11V13H121ZM154 11V10H153ZM178 11V12H179ZM211 12H210V14H209V11H205L207 14H209V15H213V14H215V12H212L213 10H210ZM261 11V10H260ZM15 12V11H14ZM111 12V11H110ZM166 12H169V11H167L166 10ZM204 12V13H205ZM227 12V11H226ZM228 12V13H229ZM253 12H254V10H253ZM73 12L72 11H70V14H72ZM95 13V14H94ZM101 13V12H100ZM103 13V12H102ZM114 13H117V12H114ZM155 13H157L156 11H155ZM161 13V14H162ZM196 13V14H197ZM217 13H218V11H217ZM255 13H257V10H256V12ZM259 13V12H258ZM261 14H262V11L260 12ZM259 13V14H260ZM69 14V15H70ZM74 14L75 13H73V15H70V16H73V17H70L71 19L72 18H74ZM105 14V13H104ZM195 14V15H196ZM226 14V13H225ZM254 14V13H253ZM69 15H67V16H69ZM76 15V14H75ZM95 15V16H94ZM108 15V14H107ZM168 15V14H167ZM190 17H189V16ZM202 15L204 16V18L206 19V21H204V24H206V25H204L203 24V21L200 19V18H203L202 17ZM222 15V14H221ZM221 15H217V17H219L218 19L216 18V16L214 17L213 16V18L214 19H216V20H218L219 21V19H223V17L221 16ZM231 15H234V13H231ZM231 15H229L228 14V17L229 16H231ZM255 15H257V14H255ZM77 16V15H76ZM90 16V17H89ZM109 16V15H108ZM123 16V15H122ZM121 16V17H122ZM157 16V15H156ZM162 16V15H161ZM165 16H166V14H165ZM206 16H208V15H206ZM259 16V15H258ZM80 17H81V15H80ZM75 17L77 20H78V22H76V20L74 21L73 19H72V22H73V24H74V22H75V24H74V26L72 27L71 25H69V27L67 26V29H70V27H71V30H73L74 29V31L77 29V26H76V29H75V25L77 24L78 25V23L79 24H81L80 22H82L83 20H85V21H87L86 20V18H84L83 20H82V18L84 17ZM100 17V18H99ZM124 17V16H123ZM122 17V18H123ZM160 16L158 15V18H159ZM221 17V18H220ZM226 17V16H225ZM261 17V15L259 16V18ZM263 17V16H262ZM41 18V17H40ZM103 18H105V17H103ZM102 18V19H103ZM118 18H119V16L118 17H112V15L111 16H109V17H107L106 16V18L105 19H103L105 22H110V23H112V22H117L118 21ZM162 18H165L164 17V15H163V17ZM204 18H203V20H204ZM233 18V17H232ZM43 18H41V20H42ZM80 19V20H79ZM101 19V20H102ZM200 19V20H199ZM221 19V20H222ZM255 19H257V18H255ZM262 19V18H261ZM27 20V19H26ZM82 20V21H81ZM102 20V21H103ZM228 20V19H227ZM252 20H253V18H252ZM264 20V19H263ZM122 21V20H121ZM198 21H199V23H200V21H202L201 23L204 25H202L201 23L199 24L198 23ZM232 21H234V20H232ZM237 21V20H236ZM246 21V20H245ZM42 22H46L44 19H43V21ZM119 22H120V20H119ZM161 22V21H160ZM159 22V23H160ZM206 22V23H205ZM213 22H215V21H213ZM221 22V23H220ZM219 23L220 24H222L223 22L222 21H220ZM26 23H28L27 21H26ZM125 23V22H124ZM164 23V22H163ZM257 23H260L259 22V20L257 21ZM256 23V24H257ZM264 23V22H263ZM263 23H261V24H263ZM25 24V21H24V23H23V25ZM43 24V23H42ZM46 24H47V22L45 23V24H43L44 25V27H48V24H47V26H46ZM85 24V23H84ZM217 24V23H216ZM224 24V23H223ZM222 24V26H224L223 28L221 27V31H222V29H224L225 27H226V25L224 24L223 25ZM27 24H25L24 25V29H26L27 27H29L30 26V23L28 24V26H26ZM34 25V24H33ZM109 25V24H108ZM191 25H194L193 26V28H192V26ZM198 25H199V27H200V25H202V27L199 29V30H197L199 27H198ZM213 25V24H212ZM240 25H242L241 24V22H240ZM245 25V24H244ZM257 25H259V24H257ZM21 26H22V23H21ZM122 26V25H121ZM163 26V25H162ZM165 26V25H164ZM191 26V27H190ZM221 26V25H220ZM219 25H218V27H220ZM238 26V25H237ZM243 26V25H242ZM242 26H240V27H242ZM26 27V28H25ZM34 27V26H33ZM155 27V26H154ZM191 28V29H187V28ZM215 27V26H214ZM239 27V26H238ZM248 27H250V26H248ZM252 27V26H251ZM17 28H18V26H17ZM20 28V27H19ZM35 28V27H34ZM156 28V27H155ZM158 28V27H157ZM166 28V27H165ZM205 28H207L206 30H205ZM229 28V27H228ZM253 28V27H252ZM252 28H250V29H252ZM257 28H258V26H257ZM260 28V27H259ZM48 29V28H47ZM47 29H45V30H47ZM67 29H66V31H67ZM212 29H213V27H212ZM215 29V28H214ZM42 30H44V29H42ZM48 30H50V29H48ZM164 30V29H163ZM205 30V31H204ZM225 30V29H224ZM228 30V29H227ZM241 30V28L239 29V31ZM245 30V29H244ZM259 30V29H258ZM261 30V29H260ZM264 30V29H263ZM36 31V30H35ZM70 31V30H69ZM115 31H117V30H115ZM157 31V30H156ZM168 31V32H167ZM191 31H193V32H191ZM213 31V30H212ZM248 31H249V33L250 34H252L253 32V30H249L248 29ZM52 32V31H51ZM68 32V31H67ZM108 32V31H107ZM107 32L105 31V29L102 27V25L101 26H98V27H95V28H93V27H87L83 32H81L76 38H74V40L72 41V47L74 46V48L76 47L77 49H75V51H78L76 54H74V57L76 56L77 58H78V66H79V68H81V69H86V68H89V67H93V66H97L100 62H105L106 60H109V57H111L113 54H115L116 52H117V50H116V48H115V41H117L116 40V37L117 36H119V35H116L115 33H113V34H115V35H111L110 33V35L109 34H107ZM155 32V31H154ZM204 32L205 33H207V34H205L204 36H203V34H204ZM224 32V31H223ZM226 32V31H225ZM242 32H243V30H242ZM241 32V33H242ZM252 32V33H251ZM256 32H257V30H256ZM256 32H254V35L252 34V36H255V34H257V35H259V33H256ZM71 33V32H70ZM156 33V32H155ZM159 33V32H158ZM157 33V34H158ZM199 33H201V32H199ZM244 33V32H243ZM37 34H39V32H37ZM41 34V33H40ZM69 34V33H68ZM151 34V33H150ZM156 34V35H157ZM211 34H212V32H211ZM221 34V33H220ZM226 34V33H225ZM245 34V33H244ZM126 35V34H125ZM224 35V34H223ZM248 35V34H247ZM260 35H261V33H260ZM259 35V36H260ZM65 36H67V34L65 35ZM168 36V37H167ZM258 36V37H259ZM39 37H41V35H39ZM62 37H63V35H62ZM147 37V36H146ZM156 37V36H155ZM158 37H159V35H158ZM161 37V36H160ZM195 37V36H194ZM195 37V38H196ZM211 37H213L212 35H211ZM242 37V36H241ZM248 37V36H247ZM263 37V36H262ZM66 38V37H65ZM197 38V39H198ZM207 38H209V35H207ZM256 36H255V41H257L256 40ZM6 39V38H5ZM9 38H7V40H8ZM117 39H119V40H121V38H117ZM161 39V38H160ZM159 39V40H160ZM210 39V38H209ZM216 39V38H215ZM215 39H214V37H213V40L215 41ZM227 39V38H226ZM257 39H259V38H257ZM1 40V39H0ZM10 40H11V38H10ZM46 40L47 39H45L44 38V41L46 42ZM216 40H218V39H216ZM238 40H239V38H238ZM241 40V39H240ZM245 40V39H244ZM247 40H250V39H248L247 38ZM253 40V39H252ZM252 40H250V41H252ZM264 40V39H263ZM61 41H64V38H63V40H61ZM164 45H165V47H161L162 45H160L161 43L160 42H158V46L160 45V47H161V50H162V48L163 49H166V46L168 45L167 43H164V40L162 41V40H160ZM196 40L194 39V42H195ZM198 41V40H197ZM209 41H211V39L209 40ZM224 41V40H223ZM227 41V40H226ZM226 41H224L225 43H227ZM259 41H260V39H259ZM10 42H12V41H10ZM128 42V41H127ZM218 41H216L215 43L217 44V45H221V46H223V44H224V42H223V44L221 43V41H219L218 43H217ZM242 42H243V40H242ZM248 42V41H247ZM60 43V42H59ZM58 43V44H59ZM197 43V42H196ZM259 43V42H258ZM257 43V44H258ZM263 43H264V41H263ZM3 44V43H2ZM6 44V43H5ZM57 44V45H58ZM60 44H63V43H60ZM58 45V47L61 49V52L60 53H62V51L64 52V48H65V46H62V45ZM169 44V45H170ZM207 44V45H206ZM216 44H214L215 46V48H217V47H219V48H221L220 46H217ZM228 44V43H227ZM225 45L224 44V46L223 47H225L224 48V50H223V47L220 49V51H219V48L217 49V51L215 52V49L213 48V47H211L210 48V50L212 51V49H214V53H217L216 55H219V56H216V55H214V56H212L211 57V60H208V61H211V67H212V70L213 71H217L220 75H223V76H226L227 75V73H226V68H225V62H224V66L222 67L221 66V62L223 63V60L222 59H225V58H223V55L225 56V54H221V58H220V54H218L219 52H221L222 51V53H223V51H226L227 49H231L230 48V46L228 47V45ZM242 44H244V43H242ZM247 44V43H246ZM249 44V43H248ZM262 44V43H261ZM64 45V44H63ZM154 45V44H153ZM232 45H234V44H232ZM251 46H255L256 45V43H255V45H252V42H251V44H250ZM259 45H260V43H259ZM259 45H257V46H259ZM263 45V44H262ZM3 47V49H2V51H4V45H1V42H0V47ZM22 46V45H21ZM24 46V45H23ZM22 46V47H23ZM208 46V47H207ZM226 46L228 47V48H226ZM257 46H255L256 48H254V50L255 49H257L258 47ZM261 46V45H260ZM260 46H259V48L258 49H260V51L262 50V48H264V46L262 47V48H260ZM1 47V48H2ZM28 48V46L27 45H25L24 46V48ZM47 47V46H46ZM64 47V48H63ZM149 47V46H148ZM201 47V48H202ZM232 47V46H231ZM234 47V48H233ZM232 48L233 49H238V48H236V47H238L237 45H236V47H235V45L233 46ZM13 48V47H12ZM27 48H26V52H27ZM42 48V47H41ZM122 47H120V49H121ZM158 48V47H157ZM241 48V47H240ZM119 49V50H120ZM151 49V48H150ZM160 49V48H159ZM159 49H158V51H159ZM232 49V50H233ZM15 50V49H14ZM29 51H30V49H28ZM74 50V49H73ZM156 50V49H155ZM166 50H168V47H167V49ZM205 50V49H204ZM203 50V51H204ZM231 50V51H232ZM241 50V49H240ZM239 50V51H240ZM264 50V49H263ZM29 51L26 53L27 54V56L30 54L29 53ZM32 51V50H31ZM58 51V50H57ZM122 51H123V49H122ZM121 50L119 51L120 53L122 52ZM124 51H125V49H124ZM207 51H209V50H207ZM219 51V52H218ZM230 51V52H231ZM257 51V50H256ZM24 52V51H23ZM119 52H117V55H119L118 53ZM162 52H163V50H162ZM166 52L167 51H164V54H166ZM227 52V51H226ZM225 52V53H226ZM241 52V51H240ZM259 52V51H258ZM32 53V52H31ZM123 53V52H122ZM127 53V51L126 52H124L123 54H126ZM153 53V52H152ZM161 53V52H160ZM205 52H203V54H204ZM207 53V52H206ZM2 54V53H1ZM4 54V53H3ZM2 54V55H3ZM8 54V53H7ZM7 54H5V57H6V55ZM149 54H150V52H149ZM155 54V53H154ZM153 54V55H154ZM162 54V53H161ZM194 54V55H193ZM241 54V53H240ZM256 54H258L257 52H256ZM260 54V59H263L264 60V58H262L263 57V55H264V53H259ZM263 54V55H262ZM9 55V57L10 56H12V55H10V54H8ZM23 55V54H22ZM51 55V54H50ZM61 55V54H60ZM122 55V54H121ZM171 55V54H170ZM212 55V54H211ZM4 56V55H3ZM2 56V57H3ZM33 56V55H32ZM61 56H63V55H61ZM65 56V55H64ZM116 56V55H115ZM141 56V55H140ZM208 56H210V55H208ZM237 56V57H236ZM238 56L240 57V55H238V53L237 54H235L234 56H233V58H235L237 61H236V63L234 62L235 61V59H234V61H229L228 62V59H227V61L226 62H228L229 64H230V62H232V64L233 63H235V65L234 66H236V65H238L239 64V61H242V59L241 58H238ZM262 56V57H261ZM73 56H71V58H72ZM144 57V56H143ZM148 57H149V55H148ZM155 57V56H154ZM170 57V56H169ZM170 57V58H171ZM8 58V57H7ZM33 58H35V57H33ZM32 58V59H33ZM57 58V57H56ZM62 58V60H64L63 59V57H61ZM136 58H137V56H136ZM202 58V57H201ZM201 58H198V59H201ZM259 58V57H258ZM31 59V60H32ZM41 59V58H40ZM73 59V58H72ZM148 59V58H147ZM166 59V58H165ZM221 59V60H220ZM7 60V59H6ZM21 60H23V59H21ZM27 60V59H26ZM35 60H39V59H35ZM34 59L32 60V62L34 61V62H36L37 64H38V62L37 61H35ZM57 60L59 61L60 60V58L58 59L57 58ZM56 60V61H57ZM65 60H67V59H65ZM64 60V61H65ZM256 60H257V63L258 62H261V61H258L259 59H257L256 58ZM255 60V61H256ZM5 61V60H4ZM28 61H30V60H28ZM27 61V62H28ZM40 61H42V63L44 64V62L46 63V66L47 65H49V67H51V69H53V70H51V71H54V72H56V75H57V72L58 71H65L64 70V68H63V65H62V63L61 62H64V61H61L60 63V65H59V63L57 64V63H54V62H56V61H51V59L49 58V57H45V59L44 60H40ZM51 61V62H50ZM57 61V62H58ZM131 61H132V59H131ZM134 61V60H133ZM165 61H167V60H165ZM197 61V60H196ZM221 61V62H220ZM31 62V61H30ZM49 62V64H47ZM53 62V63H52ZM262 62H264V61H262ZM10 63V62H9ZM51 63V64H50ZM114 63H116V62H113L110 66H112L111 68L109 67V66H105V69H104V66L103 67H99L98 68V75L99 76H102L101 74H99V71H102L103 69H104V72L102 71V72H100V73H104V75L106 74V72L105 71H107L108 73L100 80V81H98V82H96V83H94V84H92V86H91V88H90V91L92 92V94H93V96H94V98L97 100L96 102L98 103V107H97V109H98V111L99 112H95V113H97L98 115L96 116V115H94V119H93V121H92V123H91V130H93V131H95V133H97V137H98V143L97 142H95L96 143V145L95 146H97V148H98V150H101V151H106V152H114V151H116L117 149L118 150H121V151H123V150H127V151H130V154H131V152H134V149H133V147H135L136 145H134V143L135 144H137V140L135 141V137H137L136 136V132H133L134 130H133V127L134 126H138L137 124H135V123H139L140 122V120L138 121V120H134L135 122H133L132 121V116L131 115H134V113L135 112H132V114H131V111H133V110H135V108H137V105H135V104H137L138 102V98H136L137 97V95H136V93H138V91L137 92H135L134 90L135 89H133V87L131 88L130 86H131V84H133V83H131V81H130V77H125L124 76V69H121L120 70V68H122L123 66L121 65V64H117L116 63V65L114 64ZM135 64V62H132V64ZM170 63H172L173 65H174V63H173V61L171 62L170 61ZM175 63V64H176ZM242 63L243 62H241V64H239V66L240 65H242ZM256 63V64H257ZM33 64V63H32ZM40 64V63H39ZM131 64V66H132V68L134 67L133 65ZM151 64V63H150ZM153 64V63H152ZM161 64H163V63H161ZM160 64V65H161ZM172 64H169V65H171V67L170 68H172ZM176 64V65H177ZM229 64H227V66H231V65H229ZM254 64H255V62H254ZM5 65V64H4ZM34 65V64H33ZM159 65V64H158ZM167 65V64H166ZM176 65H174V67L176 66ZM179 65H177V66H179ZM184 65V66H183ZM244 65V64H243ZM260 65H262L261 63L259 64L258 63V65H256V67L255 66H253V67H255L256 69L260 66ZM36 66H39V65H36ZM41 66H42V64H41ZM53 66V67H52ZM116 66H120V68L119 67H116ZM153 66V65H152ZM156 66H157V64H156ZM226 66V67H227ZM239 66H237V67H239ZM14 67H16L15 65H14ZM18 67V66H17ZM40 67V66H39ZM38 67V68H39ZM61 67H62V70H61ZM109 67V69H107ZM114 67H116V69L114 68ZM158 67H160V66H158ZM158 67H156V68H158ZM181 67V66H180ZM181 67V68H182ZM245 67V71H247L248 69H247V65L245 66H241L240 68H244ZM261 67V66H260ZM258 68L257 70H259V71H261V74L259 75H257V76H259L258 78L257 77H255L256 76V73L257 72H259V71H257V72H255V76L253 75H250V77H248V82H244L243 80H244V78L242 77V75H241V73L240 72H238V70H235L234 72H230V73H232L231 75H230V77H228V78H226L225 79V87H227V88H230L231 86H235L238 90H241V92L242 93H240V91H239V93L240 94H243L242 96H244L241 100V102L240 103H238L239 104V106L238 107H233V109L235 108L236 109V113H235V111H233L234 112V114L233 115H236V117L238 118V119H241V120H246V122H245V125L244 126H241L242 128L239 130V128L238 127H236L235 126V129L237 128V130H234V128L232 129L231 128V131L233 130L234 131V133H246L248 136V138L245 136L246 134H244V138L246 137L247 138V145H249L248 144V142L250 141L249 139H252V138H250L249 136L251 135V134H253V133H255L256 131H258L256 128L258 127V125H261V123L263 124V122H261L260 124H259V122L260 121H258L259 119H258V116L260 115V117H261V119H263L264 117V114H263V116H262V113H257L258 111H255V107L256 108H260V106H264V104H261V101L264 99V65H263V67L262 68ZM20 68V67H19ZM33 68V70H35L36 68L35 67H32ZM32 68H30V69H32ZM46 68V67H45ZM103 68V69H102ZM114 68V69H113ZM150 68H151V66H150ZM154 68H155V65H154ZM164 68V67H163ZM168 68V67H167ZM179 68V67H178ZM183 68L182 69H180V71L178 72V70H176L175 68H172L171 70H173L174 71V69H175V71H177L178 72V74L180 75L181 73L180 72H182L183 71ZM249 68V67H248ZM255 68H253V69H251V68H249V71H247L248 72V74L251 72L250 71V69L253 71H255L256 69ZM4 69V68H3ZM12 69H15V68H12ZM18 69V68H17ZM17 69H15V70H17ZM27 69H29V68H27ZM92 69V68H91ZM99 69H101V70H99ZM107 69V70H106ZM111 69H113V70H117V69H119L121 72H119L120 74H123V75H121V77H114V76H111V75H108L110 72L109 71H112ZM153 69V68H152ZM160 69H161V67L160 68H158V70H159V72H160ZM261 69H263V71L261 70ZM2 70V69H1ZM23 70H25V69H23ZM33 70H30L31 72L33 71ZM41 70V69H40ZM39 70V71H40ZM48 70H50L49 68H48ZM90 70V69H89ZM109 70V71H108ZM119 70H117V71H119ZM157 69H155L154 71H158ZM182 70V71H181ZM187 70L188 71H190V74L189 73H187ZM39 71H37V72H39ZM47 71V70H46ZM46 71H44L43 70V73H42V71H41V73H42V75H46L47 74V72ZM116 71V72H117ZM152 71V70H151ZM167 71V70H166ZM170 71V70H169ZM166 72V73H170V72ZM173 71H171L172 73H173ZM174 71V73L176 74V72ZM2 72V71H1ZM36 72V71H35ZM45 72H46V74H45ZM88 72V71H87ZM136 71H135V68H134V72L133 73H135ZM158 72V73H159ZM162 72V71H161ZM185 72V71H184ZM4 74L3 75H5V73L6 72H3ZM25 73V72H24ZM27 73V72H26ZM25 73V74H26ZM52 73V72H51ZM62 73V72H61ZM66 73V72H65ZM64 72H63V74H65ZM67 75H69V74H71V73H69L68 71H67ZM132 73V72H131ZM260 73V72H259ZM2 73H0V76H2L1 75ZM28 74V73H27ZM52 74H55V73H52ZM74 74V76H72V77H74V78H78V76H76V74L73 72L71 75H73ZM83 74V73H82ZM125 74H126V72H125ZM136 74V73H135ZM134 74V75H135ZM154 74V73H153ZM162 74V73H161ZM160 74V75H161ZM163 74H165V72L163 73ZM175 74H173V75H175ZM183 74V73H182ZM182 74L180 75V76H182ZM187 74H189V76L188 77H186V75ZM251 74V73H250ZM29 75V74H28ZM30 75H31V73H30ZM38 75H40L41 76V74L39 73ZM49 74H47L46 76L50 79V75L48 76ZM56 75H52L53 76V78H55V76ZM157 75V74H156ZM167 75V74H166ZM172 75V74H171ZM170 75V76H171ZM204 74H201L200 76L202 77ZM34 76V75H33ZM70 76V75H69ZM76 76V77H75ZM98 76V77H99ZM128 76V75H127ZM154 76V75H153ZM168 76V75H167ZM5 77H7V76H5ZM5 77H3V80H5L6 78ZM41 77H44V76H41ZM134 77V76H133ZM137 77L138 76H136L135 75V80L137 81V80H139V79H137ZM166 77V76H165ZM172 77V76H171ZM203 77H205V76H203ZM217 77H218V75H217ZM5 78V79H4ZM48 78H46V79H48ZM52 78V77H51ZM53 78H52V81H53ZM66 78L67 77H65V80H64V82H62L63 84L64 83H68V81H71V77H70V79L69 80H67L66 81ZM172 78H174V76L172 77ZM177 78V77H176ZM184 78V79H183ZM2 79V78H1ZM79 79H81V78H79ZM83 79V78H82ZM156 79V77H154V80ZM209 79V78H208ZM215 79H217V78H215ZM2 80V81H3ZM7 80V79H6ZM5 80V81H6ZM26 80V79H25ZM55 80V79H54ZM61 81H62V79H60ZM74 80V79H73ZM191 80H193V81H191ZM202 80H203V82H202ZM205 80V81H204ZM15 81V80H14ZM24 80H22V81H19V83L20 82H23ZM27 81H28V78H27ZM43 81V80H42ZM46 81V80H45ZM48 81H49V83L50 82H52V81H50V80H47V83H48ZM66 81V82H65ZM195 81V82H194ZM201 81V82H200ZM44 82V81H43ZM75 83H76V81H74ZM78 82L79 81H77V84H78ZM139 82V81H138ZM160 82V81H159ZM181 82V80H179V83ZM191 82V83H190ZM199 82H200V84H199ZM217 82V83H216ZM3 83L4 82H2L1 83V87H3ZM7 83V82H6ZM12 82H10V84H11ZM16 83H17V81H16ZM15 83V84H16ZM18 83V84H19ZM24 83H25V81H24ZM29 83V82H28ZM39 83V82H38ZM71 82H69L68 83V87H69V90H70V85H73V82H72V84H70ZM135 83V82H134ZM182 83H183V81H182ZM192 83V84H193ZM5 84V83H4ZM8 84V83H7ZM52 84V83H51ZM51 84H49V85H51ZM60 84V83H59ZM201 84H202V88H203V85H205V87L202 89L205 93H206V91L208 92L207 94H205L204 95V92L203 91H199V87H201ZM11 85H14V84H11ZM48 85V86H49ZM128 85H129V90H130V93H133V92H135L133 95H131V97H129L128 96V99H130V101H131V99H132V102L134 101V103H131L129 100L128 101H126V103H127V112H126V116H127V118L125 117V119H126V121L123 119V121H121L120 123H119V121H117V126L115 125V121H116V119L117 118H123V117H120L121 115H122V113H124L125 111L122 109L123 108V106H122V104H124V102H125V100H126V98H127V95H128V93H127V95H126V90L127 91H129L128 89H126L127 87H128ZM206 85H207V88H208V90L210 91V92H213V93H215V94H213V93H210L209 94V91L206 89V91H205V88H206ZM6 85H4V87H5ZM19 86V85H18ZM24 86V85H23ZM42 86V85H41ZM44 86H46V87H48L47 85H45L44 84ZM134 87H135V85H134ZM11 88V87H10ZM20 88H22V87H20ZM50 88V87H49ZM53 88V87H52ZM217 88V89H216ZM45 89V88H44ZM133 89V90H132ZM211 89V90H210ZM214 89V90H213ZM217 91H216V90ZM256 90L257 92L255 93V92H253V90ZM50 90H52L51 88L49 89V93H51V91ZM201 90V89H200ZM254 90V91H255ZM71 91V90H70ZM132 91V92H131ZM215 91V92H214ZM72 92V91H71ZM161 92H164V93H166L167 91H161ZM203 92V93H202ZM74 93V92H73ZM226 93V92H225ZM255 93V94H254ZM70 94V93H69ZM153 94V93H152ZM151 94V95H152ZM159 94V96L161 95L162 96V94L163 93H161L160 94V92L158 93ZM167 94V93H166ZM150 95V96H151ZM154 95V94H153ZM156 96H152V98L153 97H155V98H153L154 100L155 99H157L158 98V96H157V93L155 94ZM187 96V97H186ZM213 96V97H212ZM53 97V96H52ZM134 97V98H133ZM184 97V96H183ZM221 97V96H220ZM70 98V97H69ZM136 98V99H135ZM151 98V97H150ZM149 98V99H150ZM160 98V97H159ZM213 98L215 99V98H218V99H216V100H213ZM50 99H51V97H50ZM206 99V97H205V99L204 100H207ZM64 100H65V98H64ZM67 98H66V102H67ZM69 100H71V99H69ZM68 100V101H69ZM135 100H137V101H135ZM158 100V99H157ZM84 101H87V99L86 100H84ZM153 101V100H152ZM156 101V100H155ZM191 101H192V103H191ZM207 101H210V100H207ZM218 101V102H219ZM187 102H189V104L187 103ZM204 103H205V101H203ZM217 102V103H218ZM259 102H260V104H259ZM262 102H264V101H262ZM148 103V102H147ZM147 103H145L147 106L149 105V104H147ZM151 103V102H150ZM214 103V104H215ZM61 104V103H60ZM65 104H68V102L67 103H65ZM129 104V105H128ZM132 104V106H133V104L135 105V106H133V108H132V106H130ZM154 103H152L151 105H153ZM192 104V105H191ZM209 104H212V105H214L213 103H211V101H210V103H208V105L206 106V105H204V106H206V107H210V105ZM126 105V104H125ZM150 105V106H151ZM202 105V104H201ZM229 105H231V106H229ZM258 105H260V106H258ZM93 106V105H92ZM149 106V108L152 110L153 108H151ZM192 106V107H191ZM196 106V105H195ZM262 106V107H263ZM65 107L66 108H64V110L65 109H67V107L69 108L70 106L69 105H65ZM130 107V108H129ZM153 107V106H152ZM216 106H211L210 108H212V110H214V109H216L215 108ZM149 108H148V110H149ZM214 108V109H213ZM218 108H220V107H217V112H220L221 110H219ZM222 108V107H221ZM264 108V107H263ZM263 108H261V109H263ZM133 109V110H132ZM147 109V108H146ZM155 109V108H154ZM188 109H190L189 110V112H188ZM191 109H192V111H191ZM234 109V110H235ZM261 109H259L260 111H262ZM68 110V109H67ZM66 110V112H68ZM123 110V111H122ZM131 110V111H130ZM206 111H208L209 109H205ZM211 110V112H213ZM219 110V111H218ZM256 110H258V109H256ZM216 111V110H215ZM215 111H214V113H215ZM259 111V112H260ZM263 111H264V109H263ZM146 112V111H145ZM149 112V111H148ZM147 112V113H148ZM151 112H149L150 114H151ZM202 112V111H201ZM210 111H208V113H209ZM257 114H259V115H257ZM59 113V112H58ZM63 113H64V111H63ZM69 113H70V111H69ZM131 115H130V114ZM207 113V114H208ZM214 113H209V114H214ZM62 114V113H61ZM89 114V113H88ZM200 114V113H199ZM205 114V113H204ZM228 114V115H227ZM64 115V114H63ZM91 115V114H90ZM117 115H119V116H117ZM149 115V114H148ZM194 115H196V114H194ZM198 115V114H197ZM206 115V114H205ZM232 115V116H233ZM117 116V117H116ZM123 116V115H122ZM223 116V115H222ZM64 117V116H63ZM80 117V116H79ZM83 117H85L84 115H83ZM87 117V116H86ZM116 117V118H115ZM145 117V116H144ZM235 117V116H234ZM89 118V117H88ZM154 118H153V120H154ZM204 118V117H203ZM209 118V117H208ZM233 118V117H232ZM243 118V119H242ZM66 119V118H65ZM71 119V118H70ZM80 119H81V117H80ZM140 119V118H139ZM149 119V118H148ZM212 119V118H211ZM216 119V118H215ZM218 119V118H217ZM117 120H119V119H117ZM120 120H122V119H120ZM257 120V122H255ZM261 121H263V120H261ZM122 122H126V123H124L125 125L123 126V123ZM211 122H212V120H211ZM132 123H134L135 125H133ZM226 123V122H225ZM237 123V122H236ZM54 124V123H53ZM112 124H114V125H112ZM119 124H121L122 125V127H120V125ZM156 124V125H155ZM233 124V123H232ZM258 124V125H257ZM60 124H58L57 125V127L59 126ZM62 125V124H61ZM139 125H141V124H139ZM151 125V124H150ZM231 125V124H230ZM234 125V124H233ZM240 125V124H239ZM257 125V127L256 128H254V126H256ZM64 126V125H63ZM112 126H114V127H116V128H114V127H112ZM133 126V127H132ZM215 126V125H214ZM216 129L215 130H217V131H223V129H224V126H225V124H224V122L223 123H217L216 124ZM15 127V126H14ZM48 127V126H47ZM46 127V128H47ZM164 127H165V125H164ZM232 127V126H231ZM234 127V126H233ZM260 127V126H259ZM63 128H66V125H65V127H63ZM154 128H155V131H154ZM213 128V127H212ZM262 128H264V127H262ZM18 129H19V127H18ZM21 129V128H20ZM34 129V128H33ZM48 129V128H47ZM158 129V130H157ZM162 129V130H161ZM22 130H24V128L22 129ZM45 130V129H44ZM44 130H41V133H42V131H44ZM51 130V129H50ZM170 130V131H169ZM214 130V129H213ZM256 130V131H255ZM40 131V130H39ZM38 130H37V132H39ZM136 131V130H135ZM153 131H154V134H153ZM253 131H255V132H253ZM262 131V130H261ZM20 132V131H19ZM48 132V131H47ZM52 132V131H51ZM263 132H264V130H263ZM262 132V133H263ZM15 133H17L18 134V132L17 131H15ZM22 133H23V131H22ZM21 133V134H22ZM67 133V132H66ZM161 133V132H160ZM225 133V132H224ZM227 133H229V134H231V133H233V132H227ZM257 133V132H256ZM256 133H255V135H256ZM48 134V133H47ZM57 134V133H56ZM157 134H159V133H157ZM226 134V133H225ZM225 134H224V136H225ZM261 134V133H260ZM30 135V134H29ZM50 135V134H49ZM48 135V136H49ZM58 135V134H57ZM227 135V134H226ZM236 135V134H235ZM254 135V134H253ZM262 135L263 134H261V137H262ZM20 136V135H19ZM52 136V135H51ZM51 136H49V137H51ZM152 136H153V140H151V138H152ZM236 136H239L238 138L240 139V137H241V135H236ZM24 137V136H23ZM22 137V140L24 139ZM46 136H44V138H45ZM49 137H48V139H49ZM55 137V136H54ZM57 137V136H56ZM55 137V138H56ZM59 137V136H58ZM57 137V138H58ZM225 137H227V136H225ZM229 137V136H228ZM227 137V138H228ZM56 138V139H57ZM75 138V137H74ZM92 138V137H91ZM91 138H89V139H91ZM141 138V137H140ZM166 137H163V140L165 139ZM226 138V139H227ZM237 138V137H236ZM51 139V138H50ZM58 139H60V138H58ZM62 139V138H61ZM21 140V139H20ZM19 140V142H21ZM55 140V139H54ZM170 140V139H169ZM198 140V139H197ZM218 140V139H217ZM225 139L223 138V139H221V141H220V143H217L218 144V146L219 145H221L222 144V142L224 141ZM242 140H243V138H242ZM245 140V139H244ZM253 140V139H252ZM30 141H32V139H30ZM41 141V140H40ZM52 141V140H51ZM56 141V140H55ZM55 141H53V142H55ZM68 141V140H67ZM72 141H76V140H72ZM154 141V142H153ZM179 141H181V138L179 139ZM200 141H203V139H202V137H201V140ZM215 141V140H214ZM38 142V141H37ZM42 142V141H41ZM157 142V141H156ZM165 142H167L168 143V140H165ZM172 140H171V144L169 145V150H171V151H173V145H172ZM177 142H178V140H177ZM199 142V141H198ZM242 142V141H241ZM245 142V141H244ZM256 142H258V141H256ZM78 143V142H77ZM152 143H149V144H152ZM164 143V142H163ZM62 144V143H61ZM148 143H147V148H148V145H149ZM173 144H174V142H173ZM199 144V143H198ZM202 144V143H201ZM201 144H199V145H201ZM42 145H44V144H42ZM75 145V144H74ZM144 145H145V143H144ZM153 145V144H152ZM152 145L150 146L149 145V147L151 148L152 147ZM180 145V144H179ZM182 145V144H181ZM192 146V145H191ZM207 146V145H206ZM242 146V145H241ZM140 146H138V148H139ZM161 147H162V149H163V146L161 145ZM216 147H217V145H216ZM219 147H221V146H219ZM49 148V147H48ZM171 148V149H170ZM192 148H193V146H192ZM197 148H199L200 150H201V146L199 147V146H197ZM197 148H196V151H197ZM243 148V147H242ZM241 148V149H242ZM260 148V147H259ZM141 149H144V150H147L145 147H142L141 146V148H140V150ZM149 149V148H148ZM156 149H158V148H156ZM164 149H165V145H164ZM166 149H167V147H166ZM165 149V150H166ZM167 149V150H168ZM180 149V148H179ZM220 149V148H219ZM139 150V151H140ZM144 150H142V152L144 153V155H145V151ZM186 150H188V148L186 149ZM198 151L199 152V154H200V152L201 151ZM222 150V149H221ZM261 150V149H260ZM148 151V150H147ZM195 151V152H196ZM236 151V150H235ZM141 152V153H142ZM197 152V153H198ZM173 154L175 153L174 151L172 152ZM172 153H169L170 155H172ZM177 153V152H176ZM197 153H196V156H197ZM219 153H220V151H219ZM192 154V153H191ZM236 154V153H235ZM144 155H142V154H140L139 156H138V160H137V162H134V160H133V157L132 158H130V156H129V162L128 163H130L129 164V167H130V169H132L134 172H138V173H142V171H143V167H144V165H145V163L148 161V158L147 157H145ZM147 155V154H146ZM201 155V154H200ZM220 155H222V154H220ZM174 156V157H173ZM218 156L219 155H217V158H218ZM225 156V155H224ZM155 157V156H154ZM188 157V156H187ZM189 157H193V156H189ZM195 157V156H194ZM193 157V158H194ZM203 157V156H202ZM206 157H207V155H206ZM175 158L177 159V157H176V154H174V155H172V157L171 158H169L170 159V161L172 162V164H173V166H175L174 165V162H176L175 161ZM200 158V157H199ZM137 159V158H136ZM226 159V158H225ZM232 159V158H231ZM233 159H234V157H233ZM111 160V159H110ZM158 160H159V158L158 157H155V161H157L158 162ZM206 160V159H205ZM227 160H228V157H227ZM226 160V161H227ZM235 160V159H234ZM237 160V159H236ZM154 161V160H153ZM154 161V162H155ZM193 162H190V159L188 160V162H190V163H192L191 164V166H193L194 167V165L193 164H196V161L195 160H192ZM210 161L211 160H206L205 161V163H206V165H209L210 164ZM226 161H224V162H226ZM230 160H228L227 162H229ZM238 161V160H237ZM264 161V160H263ZM109 162V161H108ZM195 162V163H194ZM226 162V163H227ZM232 162H233V160H232ZM166 163V162H165ZM189 163V164H190ZM199 163V162H198ZM230 163V162H229ZM234 163V162H233ZM232 163V164H233ZM238 163H239V161H238ZM175 164H177L178 165V163L176 162ZM201 164V163H200ZM231 164V163H230ZM230 164H226V165H230ZM197 165V164H196ZM221 165H223V164H221ZM235 165H237V163L235 164ZM239 165V164H238ZM182 166V165H181ZM180 166V167H181ZM191 166L190 165H188L187 164V166L185 167L186 169L187 168H191ZM231 166V165H230ZM102 167V166H101ZM100 166L98 167V169L100 170V168H101ZM155 167V166H154ZM159 167H161V166H159ZM176 168H178L179 167V165L178 166H175ZM184 167V166H183ZM195 167H200V165L198 164L197 166H195ZM201 167H203L202 165H201ZM222 167V166H221ZM233 167V166H232ZM231 167V168H232ZM155 168H157V167H155ZM182 168V167H181ZM204 169H205V167H203ZM229 168V167H228ZM102 169H103V171L102 172H105V168L104 167H102ZM212 169V168H211ZM206 171H207V169H205ZM225 170V169H224ZM228 170V169H227ZM234 170H236V169H234ZM101 171V170H100ZM107 171V170H106ZM131 171V170H130ZM149 171V170H148ZM148 171H147V169H146V173L144 174L145 175V178H144V181L146 180V183H147V181L148 180H152L151 179V177H149V175L150 174H148ZM152 171V170H151ZM202 171H204V170H202ZM206 171L205 172H203V174L202 173H200V174H202V178H204L205 177V174L204 173H206ZM223 171V170H222ZM228 171H230V170H228ZM227 171V172H228ZM77 172H79L78 170H77ZM174 172V171H173ZM172 172V173H173ZM236 172V171H235ZM149 173H150V171H149ZM166 173V172H165ZM163 174L164 175V177H165V179H162V177L160 178V182H162V180L164 181V180H166V176H167V174L168 173H166V174ZM82 174V173H81ZM147 174V175H146ZM153 174V173H152ZM211 174V173H210ZM220 174V173H219ZM130 175H132V173L130 174ZM130 175H128V181H129V179L130 178H132ZM169 175V174H168ZM197 175H199V174H197ZM197 175H195L196 177H198L199 179L201 178V177H199V176H197ZM228 175V174H227ZM234 175V174H233ZM148 176V177H147ZM173 176H174V174H173ZM207 176H208V180H209V177H210V175H209V173H208V175L206 174V177L204 178L205 180L207 179ZM236 176V175H235ZM91 177L93 178V176L91 175ZM163 177V178H164ZM233 177V176H232ZM83 178V177H82ZM82 178H79V177H73L71 180H70V183H69V196H68V198L66 199V198H64V201H66L68 204L69 203H71V201L74 199L76 202H78L79 200H80V198L77 196V192H78V189L80 188V186H79V183L81 182V179ZM92 178H90L89 179V181L90 182H93L94 183V178H93V180H91ZM150 178V179H149ZM212 178V177H211ZM210 178V181L212 180ZM214 178V177H213ZM85 179V178H84ZM83 179V180H84ZM177 179V178H176ZM230 179V178H229ZM233 179V178H232ZM235 179V178H234ZM245 179V178H244ZM130 180H132V182H133V178L132 179H130ZM157 180V181H156ZM187 180V179H186ZM218 180V179H217ZM128 181H127V183H128ZM155 181L156 182H158L159 181V178L158 179H155ZM184 181V180H183ZM111 182V181H110ZM136 181H134V184H135V186H139V183L137 182V183H135ZM172 182V181H171ZM191 182H193V181H191ZM198 182V181H197ZM206 182H209V181H206ZM214 182V181H213ZM224 182V181H223ZM229 182V181H228ZM241 182V181H240ZM248 182V181H247ZM247 182H246V184H247ZM112 183V182H111ZM149 183V182H148ZM170 183V182H169ZM179 183V182H178ZM199 183V182H198ZM217 183V182H216ZM243 183V182H242ZM251 183V182H250ZM249 183V186L251 185ZM255 183V182H254ZM260 183V182H259ZM137 184V185H136ZM236 184H238L237 182H236ZM244 184L245 183H243V186H244ZM143 185V184H142ZM141 185V186H142ZM151 185V184H150ZM207 185H209L210 187H212L213 188V185H211V184H207ZM227 185H229V184H227ZM233 185V184H232ZM248 185V184H247ZM9 186V185H8ZM94 185H91V187H93ZM144 186V185H143ZM148 186V185H147ZM180 186V185H179ZM188 186V185H187ZM202 186V185H201ZM200 186V187H201ZM209 186H206V187H209ZM216 186V185H215ZM181 187V186H180ZM199 187V188H200ZM203 187V186H202ZM220 187V186H219ZM222 187V186H221ZM252 187H254V185L252 186ZM9 188V187H8ZM67 188V187H66ZM144 188L146 189V191L145 192H147L146 193V199L148 200V205H149V208H150V210L151 211H154V212H156V213H159V214H162V215H164V217H165V219H164V221H165V227L166 228H177L178 227V225H179V222H178V219H177V217H176V215H175V212L177 213V210H179L180 208L182 209V205H183V199H184V195L182 194V191H178L177 190V187H176V185L174 186H171V185H164V186H161V185H158V186H155V187H149V188H147V187H145L144 186ZM204 188H205V186H204ZM211 188V189H212ZM237 188V187H236ZM235 188V189H236ZM249 188V190H251L250 189V187H248ZM255 188V187H254ZM61 189V188H60ZM208 189H210V188H208ZM207 189V192H209V193H212L213 194V192L211 191H209ZM219 189V188H218ZM68 190V189H67ZM220 190H221V188H220ZM238 190V189H237ZM248 190V191H249ZM205 191V190H204ZM186 192H188V191H186ZM215 192V191H214ZM220 192V191H219ZM245 192V191H244ZM250 192V191H249ZM255 192H256V190H255ZM58 193V192H57ZM134 193V192H133ZM228 193V192H227ZM231 193V192H230ZM39 194V193H38ZM135 195H134V197H133V194H132V198L134 199H132L133 201H136L134 204L135 205H137V207L138 208H140L141 206L139 205V203H137L138 202V199H136V198H138L139 196H138V194L139 193H134ZM232 194H234L233 192L230 194V195H232ZM251 194H253V193H251ZM262 194H264L263 192H262ZM261 194V196H263ZM140 195V194H139ZM210 195V194H209ZM217 195V194H216ZM228 195V194H227ZM229 195V196H230ZM246 195H247V193L244 195V198H246ZM254 195H256V193L254 194ZM215 196V195H214ZM226 196V195H225ZM241 196H243V193L241 194ZM241 196H239V199H241L242 197ZM252 197V199L255 197H253V195H247V197ZM257 196H258V194H257ZM257 196L255 197L256 199H257ZM136 197V198H135ZM211 197V199L210 200H212V199H215V198H213V195H211L210 196ZM219 197V196H218ZM233 197V196H232ZM241 197V198H240ZM249 197V199H251ZM259 197V196H258ZM264 197V196H263ZM263 197H261L262 199H263ZM49 198V197H48ZM47 198V199H48ZM186 198V197H185ZM224 198V197H223ZM226 198V197H225ZM229 198V197H228ZM227 198V200H229V199H231V197L228 199ZM236 198V197H235ZM255 198H254V200H255ZM45 199V198H44ZM198 200H200L199 198H197ZM197 199H195V200H197ZM219 198H217V200H218ZM251 199V200H252ZM46 200V199H45ZM57 200H58V198H57ZM93 200L96 202V200H95V198H93ZM197 200V201H198ZM207 200V199H206ZM209 200V199H208ZM210 200H209V202H210ZM216 200V199H215ZM215 200H213V201H215ZM236 200V199H235ZM241 200H246V199H241ZM241 200H239V202L241 201ZM47 201V200H46ZM45 201V202H46ZM233 201V200H232ZM257 201H259V199H257ZM61 202H63V200L61 201ZM227 202V201H226ZM244 202V201H243ZM250 202V201H249ZM261 202V201H260ZM137 203V204H136ZM194 203H196L195 201H194ZM213 203V202H212ZM214 203H218V202H214ZM235 203V202H234ZM237 203H238V195H237ZM247 203V202H246ZM227 204V203H226ZM185 205V204H184ZM205 205V204H204ZM236 205V204H235ZM249 205H250V203H249ZM248 205V206H249ZM99 206H101V204L99 205ZM207 206V205H206ZM211 206V205H210ZM237 206V205H236ZM245 206H247V205H245ZM251 206V209H252V204L250 205ZM213 207H215V205L213 206ZM230 207H232V206H230ZM67 208L68 207H66L65 205H60L59 206V209H58V214H59V216H61V217H63V216H65V214H67L69 211H67ZM99 208H101V207H99ZM103 208H104V210H100V212L102 211V216L103 217H105V212L107 213V209L103 206ZM186 208V207H185ZM220 208V207H219ZM247 208V207H246ZM248 208H250V207H248ZM105 209H106V211H105ZM226 209V208H225ZM186 210H188V209H186ZM189 210H191V209H189ZM219 210V209H218ZM103 211H105V212H103ZM220 211V210H219ZM223 211H224V209H223ZM238 211V210H237ZM252 211H254V210H252ZM252 211H250V212H252ZM187 212V211H186ZM225 212V211H224ZM74 213V212H73ZM139 213V212H138ZM182 213V212H181ZM220 213V212H219ZM236 213V212H235ZM197 214H199V213H197ZM232 214V213H231ZM238 214V213H237ZM255 214V213H254ZM93 215V214H92ZM179 215V214H178ZM212 215L213 214H211L210 213V215H206L205 217L208 219V217H209V219H211V217H212ZM217 215V214H216ZM233 215H234V213H233ZM244 215V214H243ZM246 215V214H245ZM256 215V214H255ZM254 215V216H255ZM197 216V215H196ZM201 216V215H200ZM199 215H198V219H200L201 220V217H200ZM238 216H239V214H238ZM237 216V217H238ZM194 217V216H193ZM192 217V218H193ZM233 217V216H232ZM257 217V216H256ZM215 218V217H214ZM216 218H217V216H216ZM234 218V217H233ZM240 218V217H239ZM103 219V218H102ZM196 219V218H195ZM198 219H196V222L197 221H199ZM208 219V220H209ZM238 219V218H237ZM188 220H189V222H188ZM187 220V225H191L190 224V220L191 219H188ZM193 220V219H192ZM235 220H236V218H235ZM243 222L242 223H244L245 222V219L243 218ZM248 220V219H247ZM253 220V219H252ZM222 221V220H221ZM240 221V220H239ZM256 221V220H255ZM236 222V221H235ZM247 222V221H246ZM217 223V222H216ZM223 223V225L225 226V224H224V222H222ZM248 223V222H247ZM246 223V224H247ZM185 225H186V223H184ZM184 224L181 226V225H179L180 227L179 228H181L182 227V229H184L185 227H183L184 226ZM193 224V223H192ZM195 224V223H194ZM197 225H198V223H196ZM195 224V225H196ZM236 224V223H235ZM255 224V223H254ZM260 224V223H259ZM141 225V224H140ZM252 225V224H251ZM142 226V225H141ZM233 226V225H232ZM244 226H245V224H244ZM249 226H250V224H249ZM253 226V225H252ZM261 226V225H260ZM192 227V226H191ZM218 227H219V225H218ZM229 227V226H228ZM231 227V226H230ZM237 227H238V225H237ZM259 227V226H258ZM262 227V226H261ZM66 228H68L69 230H70V228H73V229H75L76 230V228L75 227H73V226H66ZM114 228V227H113ZM121 228V227H120ZM119 228V229H120ZM142 228H144V227H142ZM235 228H236V225H235ZM246 228H247V226H246ZM73 229H71L72 231H73ZM78 229V228H77ZM80 229V228H79ZM122 229V228H121ZM80 230H83V231H85V229H80ZM113 230V229H112ZM256 230V229H255ZM181 231V230H180ZM75 232V231H74ZM115 232V231H114ZM182 232V231H181ZM186 232V231H185ZM189 232V231H188ZM85 233V232H84ZM95 233V232H94ZM202 233V232H201ZM109 234V233H108ZM79 235V234H78ZM88 235L90 236V234L88 233ZM87 235V236H88ZM112 235H114V234H112ZM206 235V234H205ZM85 236H86V234H85ZM84 235H82L81 236V238H84L85 237ZM86 236V237H87ZM94 236V235H93ZM92 235H91V238H94ZM136 236H137V234H136ZM85 237V238H86ZM114 237V236H113ZM138 237H140V236H138ZM176 237H179V235H176ZM183 237V236H182ZM181 237V238H182ZM210 237H211V235H210ZM209 237V238H210ZM171 238V237H170ZM170 238L168 239V241L170 240ZM173 238H175V236H173ZM246 238V237H245ZM245 238H244V242H245ZM89 239H90V237H89ZM113 239V238H112ZM125 239V238H124ZM142 239V238H141ZM172 239V238H171ZM179 239H180V237H179ZM185 239H186V244H187V246L191 249V250H193V249H196L197 248V246H199L200 247V244H203V245H201V247H205L206 248V250H208L207 251V254H206V256L204 257V255L203 256H201V259H203L202 257H204V259L207 257V256H209L208 254H210L211 252V250H210V248L211 247H209V245L208 244H210V243H206L205 242V236L204 235H202V234H198V235H194V236H188V237H185ZM81 239H77V242L79 241V242H81L80 241ZM91 241H93L92 239H90ZM89 240V241H90ZM96 240V239H95ZM114 240V239H113ZM113 240H111V241H113ZM181 240V239H180ZM71 241H73V240H71ZM70 241V242H71ZM84 241V240H83ZM107 241V240H106ZM110 240H109V242H111ZM171 241V240H170ZM222 241H225V240H222ZM75 242H76V240H75ZM78 242V244L80 245L79 247H81L82 246V243H83V245H84V247H85V243L84 242H81V244ZM145 242V241H144ZM149 242V241H148ZM183 242V241H182ZM226 242V241H225ZM74 243V241L72 242V244ZM88 243V242H87ZM94 243V242H93ZM93 243L92 244H90V248L93 246ZM184 243V242H183ZM174 244V243H173ZM224 244V243H223ZM248 244V243H247ZM75 245H76V243H75ZM226 245V244H225ZM228 245H229V243H228ZM227 245V246H228ZM71 246V245H70ZM86 246H87V244H86ZM170 246H172V245H170ZM226 246V247H227ZM248 246H251V245H249L248 244ZM248 246H245V248L247 247V251H251V250H253V249H251L250 247L248 248ZM75 247V246H74ZM77 247V246H76ZM78 247V248H79ZM112 247V246H111ZM225 247V248H226ZM72 248V247H71ZM156 248V247H155ZM180 248H181V246H180ZM223 248V247H222ZM77 249V248H76ZM80 249H82V248H80ZM80 249H77V250H80ZM84 249V248H83ZM129 249V248H128ZM183 249V248H182ZM69 250V249H68ZM76 250V251H77ZM88 250V249H87ZM87 250H85L84 249V251H87ZM92 250H93V248H92ZM91 250V251H92ZM96 250H98L97 248H96ZM99 250H101L100 252H102V249H99ZM99 250L98 251H96L98 254L100 253L99 252ZM120 250V249H119ZM174 250V249H173ZM216 250V249H215ZM220 250H221V248H220ZM225 250V249H224ZM229 250V249H228ZM76 251L74 252V253H76ZM104 251V250H103ZM172 251V250H171ZM170 251V252H171ZM218 250H216V252H215V254H217L218 252H217ZM247 251L245 252V253H247ZM254 251V250H253ZM252 251V252H253ZM71 252V251H70ZM79 253H80V251H78ZM108 252V251H107ZM210 252V253H209ZM220 252V251H219ZM251 252V253H252ZM73 253V254H74ZM79 253H78V255H76L75 257H74V262L77 260L78 261V259H76L75 260V258H77V256H79ZM96 253V254H97ZM167 253V252H166ZM182 253H183V250H182ZM227 253V252H226ZM244 253V252H243ZM243 253H242V255H243ZM250 253V252H249ZM253 253H255V252H253ZM50 254V253H49ZM71 254V253H70ZM82 256L84 255L85 257L88 255V253H80ZM171 254V253H170ZM212 254V253H211ZM210 254V255H211ZM214 254V255H215ZM258 254V253H257ZM46 255V254H45ZM75 255V254H74ZM73 255V256H74ZM80 255V256H81ZM90 255V254H89ZM88 255V256H89ZM114 255H116V258H117V256H119V255H117V252L115 251V254ZM200 255V254H199ZM220 255H223L222 253H220ZM225 255V254H224ZM223 255V256H224ZM250 256V254H248L247 253V255L246 256ZM252 255H254V254H252ZM47 256V255H46ZM52 256V255H51ZM71 256V255H70ZM97 256V255H96ZM193 257H198L196 254L195 255H192ZM236 256V255H235ZM244 256V257H243ZM242 257H243V259H245V255H243ZM257 256V255H256ZM53 257H55V256H53ZM90 257V256H89ZM99 257H101V256H99ZM99 257H97V258H99ZM105 257V256H104ZM158 257V256H157ZM186 257H188V258H191V256L190 255H188V256H186ZM193 257L191 258V259H193ZM228 257H229V254H228ZM237 257H238V255H237ZM254 257V256H253ZM253 257H252V259H253ZM81 257H79V259H80ZM87 258V257H86ZM101 258H103V257H101ZM121 258V257H120ZM187 258V259H188ZM199 258H200V256H199ZM239 258V257H238ZM248 258H250V257H248ZM248 258H246V259H248ZM57 259H59V258H57ZM69 259H70V261L72 260V258H70L69 257ZM82 259V261L83 262H85L86 261V259H85V261L83 260V258H81ZM92 258H90V260H91ZM159 259V258H158ZM211 259H213L212 258V256H211ZM218 259H219V257H218ZM217 259V260H218ZM245 259V260H246ZM50 260H52V259H50ZM88 260V259H87ZM92 260H95V259H92ZM97 260H99V259H97ZM182 264H187V261L189 262V260H186V258H184V256L182 257ZM186 262H185V261ZM193 260H197V259H193ZM193 260H191V262L193 261ZM216 260V261H217ZM227 258H226V261H225V263L227 262ZM249 260V259H248ZM256 260V259H255ZM54 261V260H53ZM57 260H55V262H56ZM60 261V260H59ZM63 261V260H62ZM76 261V262H77ZM82 261L80 262V264H82ZM89 261V260H88ZM102 262H103V260H101ZM199 261H201V260H199ZM250 261H252L251 259H250ZM249 261V262H250ZM58 262V261H57ZM69 262V261H68ZM93 264H94V262L93 261H91ZM90 262V263H91ZM181 262V261H180ZM184 262V263H183ZM215 262V261H214ZM248 262V261H247ZM3 263V262H2ZM63 262H61V264H62ZM89 263V264H90ZM98 263H100V262H98ZM103 263H105V260H104V262ZM216 263H218V261L216 262ZM238 263V262H237ZM240 263V262H239ZM258 263H259V260H258ZM46 264H48V263H46ZM59 264V263H58ZM64 264V263H63ZM70 264V263H69ZM97 264V263H96ZM189 264H191L190 262H189ZM215 264V263H214ZM219 264V263H218ZM221 264V263H220ZM251 264H253L252 262H251Z\"/></svg>",
    "mask_w": 264,
    "mask_h": 264
}]
</instances>
